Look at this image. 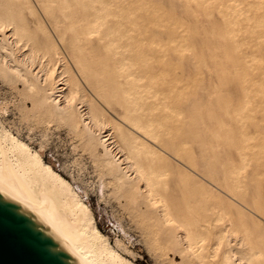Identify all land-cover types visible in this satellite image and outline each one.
Instances as JSON below:
<instances>
[{
  "label": "rangeland",
  "instance_id": "rangeland-1",
  "mask_svg": "<svg viewBox=\"0 0 264 264\" xmlns=\"http://www.w3.org/2000/svg\"><path fill=\"white\" fill-rule=\"evenodd\" d=\"M17 1L16 0L14 1V3L16 2V4L14 5L13 10L15 9V12L16 11L20 12L22 10L21 11L22 13H19V14H18V12H16V13L14 12V16H13L15 24L18 26L17 33H16V31H15V33H11L13 36H10L9 38L6 37L2 41V43H0V48L2 46L4 47V48L2 47L0 49V54H1L0 55V133L8 131L9 134L11 133L13 136L15 135V137H17L18 139L20 138L19 140L23 141L24 143H27V145L31 148L32 151H34V152L37 151L39 154L41 153L40 155L42 156L43 161L45 163L49 164L58 174H60L67 182H69L70 185L72 186V188L74 189V191L80 196L81 200L90 207L99 232L104 237L107 238L110 246L113 249L115 248L114 250L118 251V253H120L125 259L133 262L134 264H185L182 261V257L180 255V252H183V250H185V252H184L185 257L190 256V253L191 254H197V256H200V255L203 256L204 258L202 260V263H198V264H213V263L214 264H237L236 261L238 262V264H252V263L253 264H264V214H263L264 213V211H263L264 210L263 209L264 208V202H263L264 201L263 200L264 199V191H263L264 189H261L262 187H264V185H263V183H264V156H263L264 155V130H263L264 129V117H263L264 114L262 112V111H264V98H263L264 97V69H263L264 66L263 67L261 66V65H263V62H264V58H263L264 57V53H263L264 52V46H263L264 41H262V38L264 37V30H263V28H264V25H263V23H264L263 22L264 21V17H263L264 16V13H263L264 12V8H263L264 0H255V1H253V0H251V1L250 0H244V1L243 0H227V1L226 0H199V1H201L200 2L201 4L197 0H192V2H191V0H188V1L187 0H177V1L171 0L172 2L171 1L168 2V0H166L165 2H168V3H164L163 2L164 0H162V1L160 0L161 3L159 2V0L158 1L155 0V2L157 4H155V2H153L154 0H151L152 2L150 0H143L144 2L142 0H137V1L136 0H132V1L131 0L130 1H128V0H117L116 1L115 0L116 3L114 2V4L110 0H94V3H93L94 9H92V11L90 10L89 6L87 5V4H89V2L91 0H89L88 2L84 1V0H80V1L75 0L76 2L73 0H67L64 3H63V0H60L61 4L63 3L62 4L63 8L64 7L65 8L63 9L60 6L61 4L59 3L57 9H55V7H53V10L50 9L49 14L44 13L45 12L44 9L40 10L42 8V6L40 5L41 4L40 1L37 2V0H34V1H36V3H34L32 0H24V1L23 0H17ZM27 1L29 4L27 3ZM112 1H114V0H112ZM119 1L121 2V4H119L120 3ZM185 1H187V2H185ZM189 1L191 3H189ZM235 1H236V3H235ZM21 2H22V4H21ZM95 2H97L96 5H95ZM139 2L141 3L140 5H139ZM150 2L152 4H154L155 6H158V7L155 8V6H153ZM176 2H178V5L180 7L179 6L177 7ZM23 3L24 4L26 3L28 5L25 6ZM30 3H31V5H30ZM66 3H68V4H66ZM75 3H76V7L74 10L76 11L78 9V14H76L77 12L75 13L74 11L71 12L75 6L74 5ZM98 3L101 4L100 8H99ZM102 3L104 6L102 5ZM128 3H130V4H128ZM172 3H175V6L177 7V9L178 8L179 9L178 10L176 8H175L176 10L173 9L172 6L173 7H175V6ZM224 3H225V6H224ZM245 3H248V4L246 5ZM257 3H258V5L259 4H261V5L258 6ZM19 4H20V7H18ZM37 4L39 5L38 6L39 10L36 9V11H35V8H37V6H36ZM64 4H66V6L68 5L67 8ZM77 4H78V6H77ZM82 4L85 5L84 8H83ZM116 4H118V7ZM135 4H136V6H138L137 8H135ZM158 4H160V5H158ZM167 4L168 5L170 4L171 7L168 6ZM192 4L193 5L195 4L196 7L195 6L193 7ZM213 4L217 5L216 9H215ZM254 4H256V5H254ZM29 5H30V8H28L29 10L27 9L29 13H27L26 8L29 7ZM34 5H35V8H34ZM114 5H116V7ZM143 5L145 7V10L143 9L144 8ZM146 5L150 6V8H149L150 11L148 9V6H146ZM161 5H163V6H161ZM183 5L185 7H183ZM241 5L243 6V8ZM164 6L165 7L167 6V8L170 11L167 12L168 9L165 8ZM187 6H190V7L192 6L195 10L192 8H190V9L188 8L189 11L186 10L185 11L186 14H185L183 11H184V8L187 9L186 8ZM231 6H233V8ZM251 6H253V7H251ZM22 7L23 8L26 7V8L23 9ZM60 7L63 10H65V12L69 8L68 13H65L61 9L59 10ZM86 7H88L87 8L88 10H90V11H87L89 13L86 12ZM101 7L103 9H105V12L103 10L99 11L102 9ZM130 7H132L133 9H131ZM151 7H152V9H151ZM202 7H203V9H202ZM221 7H224V9ZM115 8H116V10H115ZM117 8L119 10H122L123 12L121 11V13H119ZM153 8H155L156 10L159 9V10H157L158 12ZM220 8H221V10H220ZM225 8H226V10H225ZM81 9H83V11ZM110 9H111V11H110ZM163 9L165 11H163ZM222 9L224 11H222ZM251 9H253V11ZM37 10L39 12L43 11V13L45 15L44 14L42 15V13L40 14L39 12H38L39 13L38 14ZM181 10H182V12H181ZM191 10H192V12H191ZM213 10H215V12ZM54 11H55V13H54ZM56 11H58L57 14H56ZM79 11H80V13H79ZM145 11L148 13L150 12V14L146 13ZM179 11H180V14H179ZM187 11L189 12V16H188ZM195 11L197 12V16H194L196 14ZM231 11H232V13H231ZM23 12H24V14H23ZM25 12L27 13V15H26L27 17H25ZM59 12H62L63 16L61 13L59 14ZM92 12H94L95 15L92 14ZM253 12H254V14H253ZM256 12H257V15H256ZM73 13H75V14L73 15ZM143 13H144V17H143L144 20L141 21V19H143V18H141L143 16ZM172 13H175L176 15L173 14L174 16H172ZM193 13H195V14L193 15ZM202 13H203V17H202ZM46 14H48V17ZM85 14H86V18L92 19V15H94V17L97 15V18L99 19V23L94 28V30H97L98 32L94 33V34H90L89 36H86V37L83 35L86 21L81 22V18L83 19ZM146 14H148V15H146ZM154 14L155 15L157 14V16H155V18L153 17ZM158 14L161 16H159ZM163 14H165V15H163ZM181 14H183L185 16L183 17ZM262 14H263V16H262ZM16 15H17V17H16ZM22 15H24V16H22ZM71 15H72V18L69 17ZM80 15H82V17ZM90 15H91V17H90ZM134 15H136V18L134 17ZM145 15H146V17H145ZM177 15H179V16H177ZM180 15L182 16V18L185 21H183L181 19ZM28 16H31V17H28ZM42 16H44V18ZM166 16H167V18L170 16L169 18L172 19L173 23H171L170 22L171 19H169V18L167 19ZM187 16L190 17V19ZM256 16H258V17L256 18ZM53 17L55 19H57V18L59 19V24H58L59 26L55 27ZM59 17H61V18H59ZM63 17H65V20ZM73 17L75 18V20L73 19ZM115 17L117 18V20H114V19H116ZM148 17L151 18V19H149V21L147 19ZM157 17H159V20L157 19ZM185 17H186V19H188L187 21H186ZM200 17H201V20H200ZM209 17H212V20L210 22L211 25H210V23H207V22H209V20H208ZM224 17H226V18H224ZM241 17H243V18L241 19ZM248 17H249V20H248ZM19 18H20V20H23V21L20 22ZM25 18H27V19L25 20ZM37 18H38V22L40 24L42 23L41 25L38 22H36ZM62 18H63V20H60ZM66 18H68V19H66ZM192 18H196L193 20L194 24L196 23L195 25L192 23ZM34 19L36 21H34ZM43 19H45V20H43ZM69 19H70V22H69L70 24L68 23ZM100 19H102V20H100ZM111 19L113 21H111ZM161 19H163V21H161ZM209 19H211V18H209ZM235 19H237V20H235ZM246 19H247V21H246ZM48 20L49 21L52 20L51 22H53V23H51V25H49L50 22ZM76 20H77V24L72 23V22L76 23ZM124 20H126V22H128V23H126ZM173 20L175 21V23ZM206 20H208V21L205 22ZM216 20H217V22H216ZM220 20H221V22L226 20L225 21L226 23H221ZM256 20H257V22H256ZM66 21H67V23H66ZM159 21H161V24H163V23L164 24L161 25ZM62 22L65 23L64 27H63L64 24ZM112 22H115V23H112ZM117 22H118V24H117ZM165 22L170 23V24L166 23L167 24L166 25ZM186 22H187L188 26H186V24H185ZM204 22H205V24H204ZM252 22L256 23V26L254 23L251 24ZM47 23H48L49 27L47 26ZM82 23H83V28H82ZM119 23L121 25H119ZM147 23L149 25H147ZM158 23H159V25H156ZM190 23H192V24H190ZM197 23H199L200 25ZM212 23H214V24H212ZM242 23H244V24H242ZM249 23H250V25H249ZM52 24H53V26H52ZM67 24L72 25L71 27L70 26L69 27L73 28L72 29L73 32L71 29L70 30L68 29V26H67V28H65ZM78 24H79V26H78ZM88 24H89V22H88ZM108 24L110 26H108ZM128 24H129V26H128ZM179 24H180V27H178ZM208 24L210 26H208ZM233 24H234V26L232 27ZM42 25H44V27H42ZM60 25H62V26H60ZM73 25H75V27ZM115 25H117L118 27L116 26L117 27L116 28ZM168 25H170L171 28H169L170 26L167 27ZM198 25H199V27H198ZM222 25H223V27H222ZM33 26H34V28H33ZM77 26L79 27L80 30L78 29ZM104 26H105V28H104ZM106 26H107V28H106ZM132 26H134L135 28ZM149 26H150V28H148ZM173 26L176 27L177 31H175L176 29ZM203 26L205 27V29L208 28L207 29L208 34H207L206 30H204ZM219 26L222 28H220ZM23 27H27V29L25 30ZM61 27H63V29ZM76 27L79 31L75 29ZM102 27L104 30L102 29ZM122 27H123V29H122ZM142 27H144V28H142ZM160 27H161V29H160ZM181 27H183L182 28L183 30L181 29ZM209 27L212 31L213 30L214 31L213 32L210 31ZM237 27H238V29H234ZM52 28H53V30H52ZM54 28L56 30H54ZM81 28H82V30H81ZM112 28L115 31L111 30ZM133 28H134V30H133ZM188 28H189V30H188ZM197 28H199L200 31L195 30ZM231 28H233V29L231 30ZM246 28H247V30H246ZM259 28H261L263 31ZM33 29H34V31L32 32ZM38 29H39L38 34H36L37 33L36 30H38ZM108 29L110 30V32ZM124 29H125V32L123 31ZM167 29L171 30V34H169L170 30L168 31ZM172 29H174V30H172ZM191 29L196 31L195 34ZM220 29H222V30H220ZM51 30L56 31V32H53L54 35L52 34ZM62 30H63V32H64V30H67V31H65V36H63L64 34H63ZM157 30H159V31H157ZM161 30H163V32ZM185 30L187 32H185ZM219 30L221 31V33ZM236 30L239 33L236 32ZM249 30H250V32H249ZM255 30H259V31H255ZM45 31H46V33H45ZM75 31H76V33H75ZM128 31H130V33ZM179 31L181 32L180 33L181 35L179 33L176 35V33ZM190 31H192V32H190ZM198 31L201 33L200 36H202V35H204V36L199 37ZM222 31H223V33H224V31L225 32L227 31L225 34V37L224 36L220 37L223 34ZM60 32L63 34L62 35L63 37L58 36L61 34ZM80 32H82V33L79 34ZM115 32H117V35H114V34H116ZM189 32L192 33L193 35H191ZM240 32L243 35H241ZM22 33H23V35H22ZM33 33H35V36L36 35L37 36L35 37ZM49 33L51 34V37H50ZM163 33H164V35H163ZM183 33L185 36L183 35ZM213 33H214V35H213ZM216 33L220 34L219 37ZM254 33L256 35H254ZM31 34L33 35V39H32ZM56 34H57V36H56ZM66 34L68 36H66ZM86 34L87 33L85 32V35ZM105 34L107 37L105 36ZM143 34H145V35L143 36ZM158 34H160V35H158ZM245 34H247V35H245ZM252 34H253V36H251ZM70 35H71V37L73 36L72 38H74V39H72L70 37ZM79 35L80 36L82 35L81 37H83V39L78 38ZM110 35H111V38H110ZM138 35L139 36L142 35L141 36L142 38L139 37ZM155 35L156 36L158 35V37L156 38ZM167 35H168V38L166 37ZM227 35L232 36V38L229 36L230 38L227 39V37H228ZM249 35H250V38H249ZM43 36L48 38L47 42H46L47 39H45ZM108 36H109V38H108ZM128 36H129V38H127ZM147 36L148 37L150 36V38L151 37L152 38L148 39ZM153 36H155V37H153ZM194 36H197V37H194ZM205 36H207V37H205ZM64 37H66L67 39ZM69 37L71 38V40H74L79 45L77 46L76 45L77 43L75 44L74 41H71L72 44L69 43L70 42ZM75 37H76L77 41H76ZM131 37H133L132 38L133 44L130 40ZM189 37H191L193 39L194 43L190 42V41H192V39ZM55 38H57V39H55ZM61 38H62V40H61ZM106 38L108 41L106 40ZM137 38H138V40H137ZM182 38H185L184 41ZM195 38H196V40H195ZM31 39L35 40V41L33 42ZM39 39L41 40V43H40V41H38ZM54 39L56 40V43H55ZM113 39H114V41L112 42ZM158 39L160 42L158 41ZM187 39L189 40V43H188ZM211 39L214 41V43ZM224 39H226V40L230 39L229 42H231L233 40L231 42L232 45H231V43H229L228 41H226ZM257 39H258V41H256ZM63 40H64V42H61ZM65 40H69V42H67ZM95 40L98 41L97 46L95 45V43H96ZM127 40H128V42H127ZM148 40H150V41H148ZM162 40H164V41L166 40L167 44H166V41L161 44ZM223 40L225 43L221 42ZM10 41H11V43H10ZM31 41H32V43H31ZM49 41L51 44L53 43L54 46L51 44H50L51 46H49V44H48ZM103 41H104V44H103ZM152 41H153V43H152ZM35 42H38V43L36 44ZM65 42L67 44L69 43L71 46L67 45ZM79 42L80 43L82 42V43L80 44ZM108 42H109V44L112 43L113 46L109 45ZM124 42H127V43L124 44ZM143 42H146V44L148 46ZM148 42H150V43H148ZM184 42H186V43H184ZM3 43H5V44H3ZM21 43H23V45ZM63 43L65 44V47H64ZM136 43L139 44L140 47L138 45H136ZM141 43L143 44L144 47H142ZM199 43H200L199 46H201V47L198 48ZM233 43H234V45H233ZM88 44H90V45H88ZM150 44L151 45L153 44V45L151 46ZM218 44L222 45L223 47L219 46ZM226 44L227 45L229 44V46L231 45L233 47V50L229 49L231 46L227 47ZM250 44L252 45V47L250 46ZM47 45H48V47H47ZM57 45H58V47H56ZM84 45H85V48L87 50L84 49V47H83ZM102 45H104V46H102ZM105 45L109 47V52L111 53V54H109L110 56L108 55L109 57L106 55L107 52L105 50V48H106ZM133 45H136V46L133 47ZM155 45H157V47ZM190 45H191V47H190ZM205 45H206V47H208L209 45L212 47L214 46V48H212V47L206 48L205 47V49H204V47H202V46H205ZM245 45H247V46H245ZM131 46H132V48H131ZM192 46H194L195 49H197V50H195ZM249 46L253 49H255L256 46L257 47L255 50L252 49V51H251V48ZM23 47H24V49H23ZM72 47H74L76 50L75 53L78 56L77 59L81 60L82 64L85 67H86V65L88 67L89 66L91 67V68L86 67V69H88V70H91L92 67H95V68H93V70L96 69L97 62L101 65L102 61L104 62V57H105L106 61H107V58H109V59L113 60L112 62H115L117 60L116 62H119V63L125 62L127 65L131 64L132 68H134V66H135L134 71H133V69L131 71L134 75H136L137 71H139L138 73H141L140 70L141 69L145 70V68H146L145 71H147V72H146V76L145 75L144 76L145 77L153 76L152 78L156 79L157 88L159 90H161V88H163V85L168 83L169 78H170L169 85L175 84L173 86L174 87V93L173 94H175L174 98H173V94L171 96L167 92H166L167 94L164 92L165 98L163 97L164 93H163V95L160 93L157 97H155L156 100H154V98H152L153 100H151L150 95L148 97H144L146 95L143 96V105L145 107V112L150 113L148 111L150 109H155L158 111V112L154 111L153 116L150 115L151 113L148 115H150V117L152 119H154V117H155V119H154L155 126L153 128L157 132H159V134H162L160 136L161 137L160 143H162V146H164V148L161 146V144L157 143V146L162 148V150L160 148H158V150H157L156 148H152L151 146H148L149 148H147L146 144H144L141 140H139L135 136V134H133V132L131 130H129V128H127L125 126L126 129L125 128L123 129L124 125L120 126L118 124L117 121L121 117H120V115L117 117V115L119 114V109H117V108H120L119 106L115 107V105H117V104L114 103V104H112L113 106L112 105L108 106L107 104L100 102L101 100L97 96L95 97V99H93V97L95 96L96 93L93 90V88L87 84V82L85 85V81L83 80V78L80 79L82 77L81 76L82 74L78 75V73H80V71H79L76 63L74 64V62H76L77 59L74 60V58H73V55L71 52ZM82 47H83L84 51H83ZM153 47H155V48H153ZM164 47H166V49H164ZM221 47H222V49H220ZM101 48L103 49V51L100 52ZM114 48H115V51H114ZM157 48L160 52H157L158 50L157 51L154 50ZM167 48H170L169 50L172 49L174 51L170 52ZM217 48H219L218 51L216 50ZM223 48H224V50H223ZM225 48H227V50L228 49L229 50L227 52H225L226 51ZM44 49H45V53H44ZM123 49L125 52L123 51ZM147 49L149 51H146ZM206 49H208V50H206ZM209 49H211V50H209ZM1 50H2V52H1ZM110 50H112V52ZM133 50L136 54H139L141 56L140 57L139 55H137V58L139 56V59H137V60L141 59L140 62L139 61L137 62V60H135L136 55H135V53H133ZM138 50L139 51L144 50V51H143V53L140 52L141 53L140 54V53H138ZM161 50H162V52H161ZM28 51H29V55H28ZM46 51H49V55L52 52H54V54H51L48 58V55H47L48 52L46 53ZM87 51H89L91 54H89ZM94 51H95V53H94ZM129 51L132 53L130 54ZM184 51H185L186 55H183ZM190 51H192V52H190ZM201 51H204V52H201ZM207 51L208 52L212 51V53L207 54ZM223 51L227 55H230V56L233 55L232 53H234L235 56H231L228 58V57H226L227 55ZM234 51H236V52H234ZM39 52H40V54H39ZM41 52H42V54H41ZM66 52L68 54L69 53H71V54L65 55ZM127 52H129V53H127ZM178 52H179V54H178ZM198 52H201V53H198ZM255 52H257V54ZM33 53L36 54L37 57H35V55ZM96 53H97L99 59H97L98 57L95 56ZM125 53H127V54H125ZM148 53H150V55ZM157 53H159L160 55L159 54L157 55ZM196 53H198V54H196ZM24 54H26V55H24ZM78 54H80L81 57H79ZM260 54H262L263 57ZM63 55H65V58L67 57V59H64ZM134 55H135V57H134ZM142 55H144V59H143ZM187 55H188V57H187ZM199 55L201 57H203V58H201V60H200ZM258 55H260V59L258 58L259 57ZM122 56L124 58H122ZM167 56H169V57H167ZM185 56H186V58H185ZM198 56H199V59H197ZM210 56H211V58H209ZM213 56H215V57L213 58ZM218 56H221V57H218ZM34 57L36 59H34ZM92 57H95L97 59V62ZM102 57H103V60L101 59ZM119 57H120V60H118ZM189 57L190 58L193 57V58H191V60H193V61H191L189 59ZM195 57L197 60L195 59ZM22 58H24V59H22ZM68 58H69V60H68ZM83 58L85 60H83ZM89 58L91 60H89ZM156 58H157V60L160 58L158 60L159 62H157ZM169 58H171L172 60ZM219 58L220 59L223 58V59H221L223 61H221ZM226 58H228V59H226ZM248 58H249V60H248ZM6 59H8V62ZM18 59L19 60L22 59V60L18 61ZM40 59H41V61H40ZM48 59H49V61H48ZM92 59L95 61H93ZM145 59H146V61L144 64H146V65H143L142 60H145ZM181 59H182L183 64H181ZM194 59L196 60V62H194L195 61ZM202 59H204V60H202ZM88 60L90 61L89 64H88ZM98 60L99 61L102 60V61L99 62ZM153 60H155V61H153ZM173 60L175 63L172 62ZM184 60H186L187 62L189 60L190 63L188 62L189 63L188 64L186 61L184 62ZM232 60L233 61L235 60V61L232 62ZM241 60L243 61V63ZM260 60H261V62H259ZM12 61H13V63H12ZM141 61H142V64H141ZM164 61L166 62V64L168 63V61L170 63H168V65H166ZM203 61H205L206 63ZM224 61L228 62L229 64L225 63ZM3 62H4V64H3ZM45 62L47 64H45ZM78 62H80V61H78ZM107 62H108V65H110L111 62H109V61H107ZM149 62H150V65H149ZM160 62H162V63L164 62L163 65L166 66V69L163 65H161L162 63L160 64L161 66H159ZM216 62H220L221 65H223V67L220 65V63H216ZM7 63H8V66H7ZM10 63L13 65V67H12V65H11V67L9 66ZM16 63H17V65H19L18 67H17V65H15ZM19 63H21V64H19ZM64 63H65V65H64ZM66 63H68V65H66ZM93 63L95 65L92 66L91 64H93ZM138 63H140L141 65ZM153 63H155V64H153ZM209 63H211L212 65ZM233 63H235V64L233 65ZM260 63H262V64H260ZM53 64H54V66H53ZM99 64L97 67H100ZM185 64H186L185 68L181 67V65L185 66ZM194 64L196 66H194ZM3 65H6V67ZM137 65H138V67H136ZM154 65H155V67H154ZM171 65H173L174 67H172ZM187 65H189V66L187 67ZM48 66L51 67V68H49V71L52 69L51 73L48 72ZM143 66H146V67L142 68ZM169 66L172 67V69ZM203 66H205V67L208 66L207 68H209V70L208 69L206 70V73H205V67H203ZM211 66H213V67L211 68ZM7 67H9V68H7ZM108 67L112 68L111 65ZM159 67H160V69H159ZM192 67H194V69ZM195 67H197V68H195ZM218 67H219V70L221 69V71H219V72H218ZM224 67H226L225 71L223 70ZM248 67H250V69ZM10 68H12V69L14 68V70H11ZM70 68H71V71L69 72ZM181 68L184 70H182ZM191 68L193 69L194 72L190 70ZM7 69H8V71H7ZM154 69L155 70L157 69L156 72ZM200 69H201V72H200ZM212 69H213V71H212ZM252 69H254V70H252ZM168 70H170L171 73ZM185 70H187V73L184 72ZM10 71H11V73H10ZM29 71L31 74L29 73ZM141 71H143V70H141ZM151 71H153V73H151ZM162 71H163V76H160ZM202 71L205 74H203ZM214 71L217 72L218 77H217L216 72H214ZM235 71H236V73L234 74ZM237 71H241V73L237 72ZM259 71H260V73H259ZM12 72H13V74H12ZM158 72H160V73H158ZM175 72H176V74H175ZM181 72L184 73V74L182 73V76L180 75ZM192 72H193V76L191 75ZM207 72H209L210 74H208ZM230 72H231V75H233V74L234 75L231 76ZM166 73H167L168 77L165 76ZM224 73H228V74H224ZM251 73L254 75L252 76ZM22 74H23V76H22ZM75 74L78 77H80V76L81 77L78 78ZM156 74H157L158 79L156 78ZM174 74H175V76H174ZM236 74H238V75H236ZM19 75L21 77H23V78H21V80L19 79L20 78ZM211 75L212 76L216 75L215 79ZM221 75L224 77L222 78ZM248 75H249L250 79H249ZM100 76L104 77V76H102V74ZM164 76H165V78H164ZM190 76H192V77H190ZM206 76H208V78ZM228 76H229V78H228ZM256 76H257V78H256ZM187 77H189V80H193L194 82L191 81V83H189V85H188L189 80H187L188 79ZM238 77H240V78H238ZM24 78L26 79L25 80L26 82L24 81ZM218 78H220V79H218ZM222 79H224V80H222ZM230 79H232V80H230ZM28 80H29V83H28ZM82 80L84 81V83ZM234 80H235V82H234ZM63 81L65 83H63ZM70 81H71V84L73 83V84H75V86L71 85V88L69 90L73 93V95L71 97V100L70 99L67 100V99H65V97H66L65 93H64V95H63V93L61 95L59 93V90L63 86H64V88H67L66 82H70ZM74 81H76V83H74ZM165 81H167V82H165ZM211 81L215 82L216 84L213 82L211 83ZM23 82H25V83H23ZM192 82L195 85H192ZM222 82H223V84H222ZM229 82H231V83H229ZM253 82H254V84H253ZM145 83H147V81H145ZM208 83H210V86ZM238 83L240 84V90H242V91H240L238 89L239 88ZM255 83H257V84H255ZM197 84L198 85L200 84V85L198 86ZM226 84H228V85H226ZM243 84H244V86H243ZM245 84H247L246 85L247 87L245 86ZM144 85H146V84H144ZM185 85H186V87H185ZM207 85H208V87H207ZM24 86H26L28 89H26ZM218 86H219V88H217ZM79 87H81V88H79ZM86 87H88L87 88L88 91H87V89H85ZM165 87H166V85H165ZM165 87L163 89H165ZM175 87H176V89H175ZM222 87L225 89L229 88L228 90H230V91L228 92L227 89H226V91H224L225 89H223ZM231 87H233L236 92L234 90H232L233 88H231ZM236 87H237V90L235 89ZM242 87H243V89H242ZM78 88L80 90H82L83 92L81 91V93H79L80 90ZM187 88H189V89H187ZM220 88H222V89H220ZM244 88H245V90H244ZM190 89L191 90L193 89V90L191 91ZM201 89H202V91L203 90L205 91V89H207V92H204L205 93L204 94L202 91H200ZM49 90H51V92ZM182 91H184L185 94ZM185 91L188 93H186ZM214 91H218V92H215V95H217V93L220 94V92L224 93L225 95L223 94V97H222V93H221L220 95H218V98H217V96H214ZM64 92H66V90ZM227 92H228V94H231V93L232 94L230 96H228L226 94ZM240 92H242V94ZM92 93H93V95H92ZM200 93L202 94L203 98L201 97ZM237 93H239V94H237ZM250 93H252V94L250 95ZM183 94H184V96H183ZM206 94H208V95H206ZM234 94L237 96H234ZM261 94H263V95L261 96ZM87 95L91 96L92 99H88L87 97H85ZM188 96L191 97L192 99L188 98ZM158 97L159 98L161 97L160 99H161V102H163V103L160 102V99L158 101ZM183 97H184V100H182ZM211 97H215V98L212 99ZM224 97H226V98H224ZM231 97H233L234 100ZM256 97H258L257 101H256ZM144 98H145V100H144ZM205 98H206V100H205ZM240 98H242L243 100ZM167 99H168V103L166 102ZM175 99H177V100H175ZM188 99H189V101H188ZM223 99L225 102L223 101ZM61 100L63 101L64 105L62 104ZM87 100H88V102H87ZM97 100H98V103H97ZM209 100H211V101H209ZM220 100L222 103L219 102ZM54 101H56V102H54ZM73 101H74V103H73ZM156 101H157V103H156ZM174 101H175V103H174ZM171 102L174 103V105L176 103H178V104H176L174 106ZM188 102L190 103V108L188 107L189 106ZM230 102H232L233 104L231 103V105H230ZM234 102H235L236 108H235ZM57 103H58V105H57ZM96 103H97V105H96ZM99 103H101V104H99ZM147 103L149 105H147ZM183 103L186 104L184 106L188 107L189 111L187 110V108L183 107ZM216 103L218 104V106L220 105L219 109H218ZM159 104H163V107L164 106L168 107L167 111L163 112L162 111L163 107L161 109H159L158 108ZM195 104H196L197 109L199 108L198 110L200 112H198V110H196ZM204 104H205V106H204ZM225 104H226V106H225L226 109L223 106ZM239 104H244V105L241 106ZM61 105H63L64 107ZM105 105L107 107H105ZM170 105H173V106H171L173 108H171V107L169 108ZM221 105L223 108L221 107ZM238 105H239V107H238ZM201 106H202V111L200 110ZM58 107H59V109H58ZM86 107H87V109H86ZM110 107L113 108V110H111ZM209 107H211V110L209 109ZM227 108H229V111ZM173 109H175V110L179 109L181 112H179V110L176 112ZM220 109H221V111H220ZM231 109L233 112H231ZM239 109H241V110H239ZM84 110L86 112H88L89 110L90 111L93 110L91 112H93V115L95 114V116H96L95 121H94V119L90 120V118L88 116L89 114L88 113L86 114V112ZM109 110H110V112L108 114ZM185 110H186V114H184ZM193 110L195 111V115L198 114L197 115L198 117L196 116L198 118V121H197V119H196V121H193L196 118V117L194 118L195 115H193L194 114ZM236 110H237V112H236ZM160 111H161V115H160ZM218 111H219V114H218ZM259 111H261V112H259ZM112 112L114 115L112 114ZM116 112H117V114H116ZM175 112L177 114V118L174 117V115L176 116ZM207 112L209 114V117H208ZM215 112H216V114H215ZM220 112H221V116H218V118H217L216 116L220 115ZM156 114H159V116L157 117ZM181 114H182V116L183 115L184 116L182 117ZM187 114H190L191 116L187 115ZM205 114H206V116H205ZM230 114H233V118H232V116L230 117ZM100 115H101V117H100ZM199 115L201 118H199ZM202 115H204V117H202ZM80 116H83V117H80ZM168 116H169V118H168ZM187 116H188V118H187ZM189 116H190V118H189ZM192 116H193V120H190L192 118ZM258 116H259V118H257ZM112 117L114 118V121L116 119L117 120L115 122H113ZM205 117H208L207 121H206L207 118H205ZM225 117H227L226 118L227 120L225 119ZM174 118H176V120ZM221 118H224L226 122L222 121ZM228 118L230 119L229 121H228ZM256 118H257V120H256ZM80 119L82 121H80ZM103 119H104V121H103ZM158 119H159V121H158ZM181 119H183V120H181ZM199 119H201V120H199ZM215 119H216V121H215ZM258 119H259V121H258ZM218 120H220V122ZM168 121H170V122H168ZM86 122H87V124H86ZM188 122H189V124H188ZM193 122L194 123L196 122L195 123L196 126ZM197 122H198V125H197ZM222 122H225V123H222ZM233 122L235 124H237L236 125L237 127L234 125ZM257 122H258V124H257ZM183 123L184 124L186 123L185 125H187V126L189 125V126L185 127V125ZM226 123H227V125L223 126ZM260 123H261V125H260ZM156 124H157V126H156ZM172 124H173V126H172ZM190 124H192V126H194V127H192V130L197 131L199 129V131L202 130L201 131L202 133H200L199 131H197L198 133H196V132H193L192 130H190L191 129ZM199 124H201V125H199ZM202 124H205V125H202ZM207 124L209 125V128H206V127H208ZM214 124L216 125L217 128L215 127ZM217 124L220 127L223 124L222 128H220V131L222 130L221 132H219V128H218L219 126H217ZM116 125H118V127H117L118 129L115 128ZM179 125H182V126H179ZM231 125L233 126L232 128L234 130L232 128H229V127H231ZM247 125H249V127ZM251 125H254V127ZM100 126H103V127H100ZM211 126H213V128L211 130H214V131L210 130ZM227 126H229V127H227ZM255 126L256 127L258 126V127L256 128ZM183 127H185V129ZM202 127H204V128H202ZM224 127H227V128H224ZM186 128L187 129L189 128L188 130L191 132H189ZM193 128H195V129H193ZM196 128H197V130H196ZM259 128H261V129H259ZM161 129H162V131H161ZM205 129L207 131H205ZM226 129H227V131L230 130L231 132L230 131L227 132ZM248 129L250 130V132L248 131ZM254 129L256 130V132H254ZM118 130L120 132V135H118V133H117ZM175 130H176L177 134H176ZM251 130H253V131L251 132ZM260 130H261V132H258ZM185 131H187L188 136H187V133ZM203 131L206 135H204ZM215 131H217L216 132L217 134L220 133L218 136L219 138L217 137V134L215 133ZM223 132L224 133L227 132V134H225V137H222L223 135L221 136V134H224ZM199 133L201 134L200 137H202L204 135L203 139L202 138L201 139L195 138L196 136L199 137L197 135ZM250 133H252V134H250ZM127 134H129L131 136H129ZM168 135H169V139L166 138V137H168ZM170 135H171V137H170ZM176 135H178V137ZM214 135H216V136H214ZM233 135L235 138L232 137ZM104 136H105V138H104ZM122 136L124 139L123 141L121 139ZM162 136H163V138H162ZM186 136L187 137L191 136L190 137L191 142H190V139L188 140V138H186ZM205 136H206L207 140H205L206 139ZM250 136H253V139ZM129 137H130V139H129ZM176 137L178 139H176ZM214 137H215V139H214ZM107 138L109 140L105 141L103 144V141ZM133 138H134V140H133ZM227 138H229V139L227 140ZM102 139H103V141H102ZM162 139H163V141H162ZM194 139H195V141H194ZM197 139H199L198 140L199 143L196 142ZM220 139H222V140H220ZM224 139L228 142L231 140L232 143L230 144V142H229L230 146H229L228 142L226 143V141ZM232 139L233 140L235 139V140L233 141ZM167 140L172 141L171 145L168 143ZM204 140H205V143H204ZM210 140H212V143ZM217 140H219V141H217ZM250 140H252V141H250ZM171 141H169V142H171ZM200 141H201V143H200ZM256 141H258V142H256ZM124 142H126V147L124 145L125 144ZM214 142H216L218 145L215 144ZM219 142L223 143V145H225V146H223L222 144L220 145ZM253 142L254 143L256 142V143L254 144ZM189 143H190L191 148H190V146H188ZM239 143H241V144H239ZM127 144H128V146H127ZM167 144H168V146H166ZM179 144L184 145V147L181 145L183 147V149L187 147L185 150H186V153L189 154V156H187L185 154L186 156L180 157L181 158L180 160H179V156H177L175 153L178 151L177 150L178 148H181V146H179ZM197 144L198 145L202 144L201 147H203L204 144L205 145L208 144V148H207V146L204 145L205 149H203V150L201 149L200 152H202V153L200 154L199 153L200 146H198ZM196 145L198 146V148H197L198 154H200L201 156L198 154H195L197 152L196 150L193 151L194 148L197 147ZM211 145H213V147H211ZM226 145L228 148L226 147ZM233 145H234V147H233ZM130 146H132V147L129 148ZM175 146L176 147L178 146V148H176ZM221 146H222V148H221ZM231 146L234 149L233 151L231 149ZM165 147L168 150H166ZM206 148H207V152H206ZM212 148H214V150L216 149L215 152H213L214 150ZM218 148L221 150H219ZM104 149H105V151H104ZM131 149H132V151H131ZM150 150H152V153L150 152ZM154 150H156V151H154ZM181 150H182V148H181ZM227 150H229L228 151L229 155L227 153ZM247 150H248V152H247ZM107 151H109L108 155H107ZM168 151L169 152L172 151L171 154ZM129 152L132 154V155H130V157L128 155V154H130ZM183 152H184V150H183ZM190 152H191V154H190ZM193 152H195V153H193ZM221 152L225 156L220 154ZM230 152H232V154ZM125 153H126V155H125ZM161 153H166V154L165 155L162 154L163 155L162 156ZM207 153L210 154V156L206 155ZM249 153H250V155H249ZM213 154H214V156H213ZM233 154H234V159L231 158L233 156ZM174 155H176V156H174ZM230 155H232V156H230ZM237 155H238V159L240 158V161H241L240 167L238 166L239 161H237V159H236L237 157L235 158V156H237ZM121 156H123V157H121ZM160 156H162V158ZM164 156H166V157H164ZM194 156H196L197 158H194ZM200 157H202V158L200 160H198V158H200ZM228 157H230L231 159H229ZM164 158H167V159H164ZM175 158H176L178 164L176 163ZM192 158H194V160L196 159L197 165L195 164L196 162L194 160H191ZM212 158H213V160H212ZM222 158H223V160H222ZM117 159L122 160L121 163L123 165L121 166V168H124V166H125V169H123L122 171H119L120 165L118 164L119 160L117 161ZM125 159H127V162ZM128 159L131 161V164H130V161L128 162ZM137 159H141V161L139 162V160H137ZM182 159H184L185 161L183 160L184 161L183 162ZM123 160H125V161H123ZM162 160L165 161L166 163L164 162L165 163L164 164ZM186 160H187V162H186ZM173 161L175 163H173ZM179 161H182V162H179ZM231 161H232V163H231ZM234 161H235V163H234ZM123 162H125V163H123ZM198 162H200V164H202L200 166H202V168L204 169V172L206 171V169H207L206 172H208V170H209L208 174L205 172L206 173V179L204 176V172L202 171L203 169H201V167L198 166L199 165ZM220 162H222L221 166H220ZM236 162L238 163V165ZM179 163H182V164L179 165ZM211 163H212V165H211ZM136 164L138 167H140V169L143 173L142 175L144 178H141V176H140L138 179V177L135 175V172H134L135 169L133 170V168H135ZM168 164H170V166ZM252 164H254V165H252ZM258 164H260L261 166ZM143 165H144V167H142ZM176 165H177V168H176ZM207 165L209 166V168L211 166V168L210 169L207 168ZM217 165H218V168L220 167L219 169L216 168ZM171 167H172V169H171ZM190 169H192V170H190ZM250 169H252V170L250 171ZM197 170L202 171V172L199 171L202 174H199V172ZM210 170H212V172ZM158 171H159V173H158ZM259 171H261V172H259ZM194 172H195V174H194ZM165 173H167V174H165ZM248 173H250V174H248ZM209 174H211V175H209ZM157 175H158V178L155 177ZM128 177L129 178L135 177L136 179L133 181H128L129 180ZM195 178H197V179H195ZM199 178H200V180H199ZM222 178H224V179L222 180ZM247 178H249V179H247ZM257 178H258V180H257ZM260 178L262 180V184H260L261 183ZM155 179H156V181H155ZM217 179H219V180H217ZM208 180L209 181L213 180L212 183L210 182L212 185L208 182ZM147 182L149 183V188H148L149 190L144 189V186L147 184ZM203 182H205V183H203ZM225 183H227V187L225 186ZM151 184H152V186H151ZM229 184L231 185V187L229 186ZM247 184L248 185L250 184V186L247 187ZM233 185H234V187H233ZM137 186L143 187L142 190L140 191V189H137ZM260 186H262V187L260 188ZM252 187H254V188L252 189ZM257 187H259L260 189ZM219 188H220V190H219ZM227 188L228 189L235 188V191H234L235 194L232 193L233 194L232 197L227 194L228 193V192H226ZM255 188H257V189H255ZM236 189L238 190V192ZM221 190H222V192H221ZM249 190L250 191L252 190L250 195L252 193H254L256 195L259 193L258 196L252 194L254 196V198L252 197L253 199L251 200L252 195L247 196L249 194V192H248ZM253 190H255L256 192ZM134 191H136V192H134ZM219 192H220V194H219ZM145 194H146V196H145ZM155 194H157V195H155ZM217 194L221 195V198H219L220 196L218 197ZM151 195L156 197V198L152 197ZM235 195H237V197H235ZM259 196H260V198H259ZM228 197L229 198L231 197V199H229ZM153 198H154V201H153ZM157 198L159 199V203L157 201H155V200H157ZM239 198H240V200H239ZM246 198H248V199H246ZM232 199L234 200V202ZM245 199L248 201H246ZM228 200H230V202ZM248 202H249V204H248ZM252 202H253V205H255V206L252 205L253 208L251 207ZM237 203H239V205ZM163 205H164V207H163ZM261 205H263V206H261ZM243 206H244V209H243ZM248 206L251 207V209L247 208ZM254 207H255V209H254ZM258 208H259V210H261L263 212H259V210H257ZM235 209H237L238 212H236ZM248 209L250 210V212ZM244 210H245V212H244ZM252 210H254V211H252ZM246 213L250 216H248ZM255 214H257V215H255ZM168 219H170V220H168ZM166 221H167V223H166ZM190 239H191V241H190ZM199 239L200 240L202 239L203 241L200 242ZM235 240L237 241V243L240 242V243H238V246L236 245L237 243L235 242ZM182 241H183V243H182ZM198 242H199V244H198ZM186 243H188L187 247L185 246ZM215 244H217V246H219V247H217L218 249L216 248ZM196 245L198 246L199 249L197 248ZM192 246H194V248ZM201 250H202V252H201ZM173 252H174V254H173ZM256 254H258V255H256ZM251 256L252 257L254 256L255 260H253L254 258H251ZM164 259L166 260V263L164 262L165 261ZM190 259H191V261H189L186 264H194V263L198 262L197 260L194 261V259H192V258H190Z\"/></svg>",
  "mask_w": 264,
  "mask_h": 264
},
{
  "label": "bare ground",
  "instance_id": "bare-ground-1",
  "mask_svg": "<svg viewBox=\"0 0 264 264\" xmlns=\"http://www.w3.org/2000/svg\"><path fill=\"white\" fill-rule=\"evenodd\" d=\"M14 1L15 0H0V43H2V41L7 37V38H9L10 36H13L11 33H15V31H16V33H17V28H18V26L15 24V22H14V19H13V16H14V12H15V9L13 10V7H14V5L16 4V2L14 3ZM17 1V0H16ZM24 1V0H23ZM34 3H36V1H34V0H32ZM40 1V5L42 6V8L40 9V10H43L44 9V13H48L49 14V12H50V9L51 10H53V7H55V9H57V7H58V4L60 3L61 4V1L60 0H37V2H39ZM67 0H63V3L64 2H66ZM73 1H75V0H73ZM80 1V0H79ZM78 1V2H79ZM84 1H89V0H84ZM111 2H113V4H114V2H115V0L114 1H112V0H110ZM117 1V0H116ZM128 1H130V0H128ZM132 1V0H131ZM137 1V0H136ZM143 1V0H142ZM141 1V2H142ZM151 1V0H150ZM156 1H158V0H156ZM162 1V0H161ZM161 1L159 0V2L161 3ZM166 0H164L163 2L164 3H168V2H170L171 0H168V2H165ZM177 1V0H176ZM188 1V0H187ZM187 1H185V2H187ZM197 1H199V0H197ZM227 1V0H226ZM244 1V0H243ZM251 1V0H250ZM253 1H255V0H253ZM18 2V1H17ZM76 2V1H75ZM83 2V1H82ZM81 2V3H82ZM120 2V1H119ZM144 2V1H143ZM152 2V1H151ZM150 2V3H151ZM153 2H155V0L153 1ZM158 2V3H159ZM172 2V1H171ZM174 2V1H173ZM180 2V1H179ZM191 2H192V0H191ZM190 1H189V3H191ZM201 1H199V3H200ZM231 2V1H230ZM259 2V1H258ZM262 2V1H261ZM27 3H28V1H27ZM62 3V4H63ZM69 3V2H68ZM68 3H66V4H68ZM72 3V2H71ZM94 0H91L90 2H89V4H87L88 6H89V8H90V10L92 11V9H94ZM96 3L97 2H95V5H96ZM116 3V2H115ZM146 3V2H145ZM177 3V7L179 6L178 5V2H176ZM182 3V2H181ZM188 3V4H189ZM196 3V2H195ZM208 3V2H207ZM234 3V2H233ZM235 3H236V1H235ZM263 3V2H262ZM21 4H22V2H21ZM24 4V3H23ZM29 4V3H28ZM28 4H24L25 6L26 5H28ZM62 4L60 5L62 8H63V6H62ZM66 4H64L65 6H66ZM70 4V3H69ZM99 4V3H98ZM112 4V3H111ZM112 4V5H113ZM119 4H121V2L119 3ZM125 4V3H124ZM128 4H130V3H128ZM132 4V3H131ZM138 4V3H137ZM141 3L139 2V5H140ZM152 4V3H151ZM150 4V5H151ZM155 4H157L156 2H155ZM171 4V3H170ZM168 5V6H170L171 7V5ZM172 4H174V6H175V3H172ZM201 4V3H200ZM204 4V3H203ZM217 4V3H216ZM229 4V3H228ZM246 5L248 4V3H245ZM30 5H31V3H30ZM30 5H29V7H25L26 8V11H27V13H29L28 12V8H30ZM75 6H74V8H73V10L71 11V12H77L76 14H78V9L75 11L74 9H75V7H76V3L74 4ZM83 5V4H82ZM102 5H103V3H102ZM117 5V7H118V4H116ZM116 5H114L115 7H116ZM126 5V4H125ZM153 6H155L154 4H152ZM158 5H160V4H158ZM193 5V4H192ZM199 5V4H198ZM214 5V4H213ZM233 5V4H232ZM254 5H256V4H254ZM257 5H258V3H257ZM259 5H261V4H259ZM258 5V6H259ZM263 5V4H262ZM37 6V8H35V5H34V8H35V11H36V9H38V4L36 5ZM68 6V5H67ZM67 6H66V8H67ZM70 6V5H69ZM77 6H78V4H77ZM100 6H101V4H99V8H100ZM104 6V5H103ZM122 6V5H121ZM131 6V5H130ZM146 6H148V5H146ZM161 6H163V5H161ZM160 6V7H161ZM195 6V4L193 5V7ZM200 6V5H199ZM216 6L217 5H214V7H215V9H216ZM224 6H225V3H224ZM242 6V5H241ZM18 7H20V4H19V6ZM59 8V10L61 9V10H63L62 8ZM85 7V5H83V8ZM98 7V6H97ZM138 6H136V4H135V8H137ZM143 7H144V5H143ZM156 7H158V6H155V8ZM165 7V6H164ZM169 7V8H170ZM177 7L175 6V7H173L172 6V8L173 9H177ZM180 7V6H179ZM182 7V6H181ZM183 7H185L184 5H183ZM192 6L190 7V6H187L186 8L187 9H185L184 8V13H185V11L186 10H188L189 11V9L190 8H192V9H194ZM196 7V6H195ZM198 7V6H197ZM207 7V6H206ZM205 7V8H206ZM232 8H233V6H231ZM250 7V6H249ZM251 7H253V6H251ZM255 7V6H254ZM23 8V7H22ZM25 8H23V9H25ZM81 8V7H80ZM88 7H86V12L87 11H90V10H88L87 9ZM102 8V7H101ZM113 8V7H112ZM126 8V7H125ZM131 9H133L132 7H130ZM150 8V6H148V9ZM155 8H153V9H155ZM162 8V7H161ZM165 8H167V6L165 7ZM189 8V9H188ZM200 8V7H199ZM204 8V9H205ZM221 8H223L224 9V7H221ZM221 8H220V10H221ZM242 8H243V6H242ZM256 8V7H255ZM260 8V7H259ZM263 8H264V6H263ZM28 9V10H27ZM69 9V8H68ZM68 9L66 10V12H65V10H63L65 13H68ZM72 9V8H71ZM114 9V8H113ZM112 9V10H113ZM144 10H145V7L143 8ZM151 9H152V7H151ZM168 9V8H167ZM175 9V10H176ZM179 9V8H178ZM177 9V10H178ZM181 9V8H180ZM202 9H203V7H202ZM222 9V11H224ZM238 9V8H237ZM254 9V8H253ZM253 9H251L252 11H253ZM39 10V9H38ZM37 10V13L39 12ZM58 10V11H59ZM82 11H83V9H81ZM104 11L105 12V9H101V10H99V11ZM115 10H116V8H115ZM117 10L119 11V13H121V11L122 10H119L118 8H117ZM137 10V9H136ZM156 10V9H155ZM154 10V11H155ZM157 10H159V9H157ZM156 10V11H157ZM195 10V9H194ZM193 10V11H194ZM225 10H226V8H225ZM262 10V9H261ZM22 11V10H21ZM18 12V11H16V12H18V14L19 13H22V12ZM25 11V10H24ZM34 11V12H35ZM58 11H56V14H57V12ZM62 11V12H63ZM85 11V10H84ZM109 11V10H108ZM110 11H111V9H110ZM142 11V10H141ZM149 11H150V9H149ZM163 11H165L164 9H163ZM170 10L168 9V11L167 12H169ZM187 11V13H188V16H189V12ZM198 11V10H197ZM214 12H215V10H213ZM217 11V10H216ZM15 12V13H16ZM62 12H59V14L61 13L62 14V16H63V13ZM96 12V11H95ZM123 12V11H122ZM127 12V11H126ZM136 12V11H135ZM140 12V11H139ZM146 12V11H145ZM152 12V11H151ZM158 12V11H157ZM181 12H182V10H181ZM191 12H192V10H191ZM190 12V13H191ZM196 12V11H195ZM238 12V11H237ZM236 12V13H237ZM259 12V11H258ZM27 13L25 12V17H27L26 15H27ZM36 13V14H37ZM40 14L42 13V15L44 14L43 13V11L42 12H39ZM38 13V14H39ZM52 13V12H51ZM54 13H55V11H54ZM75 13H73V15L75 14ZM79 13H80V11H79ZM87 13H89V12H87ZM146 13H148V12H146ZM166 13V12H165ZM171 13V12H170ZM178 13V12H177ZM183 13V14H184ZM199 13V12H198ZM201 13V12H200ZM231 13H232V11H231ZM264 13V12H263ZM23 14H24V12H23ZM48 14H46L47 15V17H48ZM58 14V15H59ZM92 14H94V12H92ZM135 14V13H134ZM148 14H150V12L148 13ZM148 14H146V15H148ZM160 14V13H159ZM158 14V15H159ZM173 14H175V13H172V16H174ZM179 14H180V11H179ZM183 14H181L183 17L185 16V15H183ZM186 14V13H185ZM195 13H193V15H194ZM219 14V13H218ZM253 14H254V12H253ZM29 15V14H28ZM35 15V14H34ZM45 15V14H44ZM57 15V16H58ZM69 15V14H68ZM95 15V14H94ZM94 15H92V19L90 18H86V14L84 15V17H83V19L81 18V22H83V21H86L85 22V28H84V33H83V35L86 37V36H89L90 34H94V33H97L98 31L97 30H94V28H95V26L99 23V19L97 18V15L94 17ZM104 15V14H103ZM146 15H145V17H146ZM152 15V14H151ZM150 15V16H151ZM163 15H165V14H163ZM162 15V16H163ZM167 15V14H166ZM176 15V14H175ZM180 15V16H181ZM220 15V14H219ZM218 15V16H219ZM235 15V14H234ZM256 15H257V12H256ZM19 16V15H18ZM22 16H24V15H22ZM41 16V15H40ZM61 16V15H60ZM81 17H82V15H80ZM89 16V15H88ZM113 16V15H112ZM111 16V17H112ZM117 16V15H116ZM129 16V15H128ZM155 16H157V14L155 15H153V17L155 18ZM159 16H161V15H159ZM177 16H179V15H177ZM182 16H181V19L183 20V21H185L183 18H182ZM187 16V17H188ZM194 16H197V12H196V14L194 15ZM243 16V15H242ZM254 16V15H253ZM262 16H263V14H262ZM16 17H17V15H16ZM28 17H31V16H28ZM43 18H44V16H42ZM46 17V18H47ZM50 17V16H49ZM68 17V16H67ZM69 17H71L72 18V15L71 16H69ZM90 17H91V15H90ZM110 17V18H111ZM134 17L136 18V15H134ZM141 17V16H140ZM144 17V13H143V16L141 17V18H143ZM165 17V16H164ZM163 17V18H164ZM170 17V16H169ZM168 17V18H169ZM176 17V16H175ZM193 17V16H192ZM202 17H203V13H202ZM213 17V16H212ZM212 17H209V18H211V19H209L208 18V20H209V22H207L208 20H206L205 22H207V23H210L211 22V20H212ZM216 17V16H215ZM258 16H256V18H257ZM264 17V16H263ZM21 18V17H20ZM20 18H19V21L21 22V21H23V20H20ZM41 18V17H40ZM45 18V19H46ZM54 18V17H53ZM59 18H61V17H59ZM64 18V20H65V17H63ZM63 18L62 19H60V20H63ZM108 18V17H107ZM113 18V17H112ZM116 18V17H115ZM153 18V19H154ZM166 18H167V16H166ZM167 18V19H168ZM173 18V17H172ZM177 18V17H176ZM189 19H190V17H188ZM207 18V17H206ZM214 18V17H213ZM224 18H226V17H224ZM243 17H241V19H242ZM255 18V17H254ZM27 18H25V20H26ZM30 19V18H29ZM42 19V18H41ZM45 19H43V20H45ZM49 19V18H48ZM66 19H68V18H66ZM73 19L75 20V18L73 17ZM109 19V18H108ZM124 19V18H123ZM148 19V21H149V19H151L150 17H148L147 18ZM157 19L159 20V17H157ZM165 19V18H164ZM169 19H171V18H169ZM185 19H186V17H185ZM194 19H196V18H192V23L194 24ZM198 19V18H197ZM203 19V18H202ZM222 19V18H221ZM231 19V18H230ZM50 20V19H49ZM48 20V21H49ZM72 20V19H71ZM73 20V21H74ZM100 20H102V19H100ZM114 20H117V18L116 19H114ZM137 20V19H136ZM144 20V18L143 19H141V21H143ZM155 20V19H154ZM175 20V19H174ZM173 20V21H174ZM188 19H186V21H187ZM200 20H201V17H200ZM235 20H237V19H235ZM248 20H249V17H248ZM34 21H36L35 19H34ZM47 21V22H48ZM52 21V20H51ZM51 21H49L50 22V24L49 25H51V23H53V22H51ZM79 21V20H78ZM111 21H113L112 19H111ZM125 22H126V20H124ZM123 21V22H124ZM138 21V20H137ZM147 21V22H148ZM161 21H163V19H161ZM161 21H159L160 22V24H161ZM170 21V20H169ZM182 21V22H183ZM214 21V20H213ZM226 21V20H225ZM225 21H223V22H221V20H220V22L221 23H226ZM246 21H247V19H246ZM259 21V20H258ZM36 22H38V18H37V21ZM42 22V21H41ZM70 22V19H69V21H68V23ZM72 22V21H71ZM88 22H89V24H88ZM145 22V21H144ZM171 23H173L172 22V19H171V21H170ZM199 22V21H198ZM205 22H204V24H205ZM215 22V21H214ZM216 22H217V20H216ZM249 22V21H248ZM251 22V21H250ZM256 22H257V20H256ZM264 22V21H263ZM39 23V22H38ZM44 23V22H43ZM54 23H55V27L56 26H59L58 24H59V19L57 18V19H55L54 18ZM64 25H63V27L65 26V23L64 22H62ZM61 23V24H62ZM66 23H67V21H66ZM72 23H74V24H77V20H76V23L75 22H72ZM79 23V22H78ZM112 23H115V22H112ZM126 23H128V22H126ZM150 23V22H149ZM167 22H165V24H166ZM174 23H175V21H174ZM192 23H190V24H192ZM254 22H252L251 24H253ZM260 23V22H259ZM258 23V24H259ZM40 24V23H39ZM42 24V23H41ZM40 24V25H41ZM70 24V23H69ZM80 24V23H79ZM79 24H78V26H79ZM117 24H118V22H117ZM146 24V23H145ZM164 24V23H163ZM163 24H161V25H163ZM167 24H170V23H167ZM166 24V25H167ZM186 24V26H188L187 25V22L185 23ZM196 24V23H195ZM194 24V25H195ZM197 24H199V23H197ZM203 24V25H204ZM212 24H214V23H212ZM242 24H244V23H242ZM248 24V23H247ZM255 24V26H256V23H254ZM257 24V25H258ZM45 25V24H44ZM44 25H42V27H44ZM49 25H48V23H47V26L49 27ZM119 25H121L120 23H119ZM132 25V24H131ZM147 25H149L148 23H147ZM153 25V24H152ZM156 25H159V23L158 24H156ZM176 25V24H175ZM174 25V26H175ZM178 25V24H177ZM200 25V24H199ZM199 25H198V27H199ZM210 25H211V23H210ZM209 24H208V26H210ZM224 25V24H223ZM223 25H222V27H223ZM238 25V24H237ZM249 25H250V23H249ZM263 25H264V23H263ZM20 26V25H19ZM35 26V25H34ZM34 26H33V28H34ZM52 26H53V24H52ZM51 26V27H52ZM60 26H62V25H60ZM67 26H68V29L70 30H72L73 28H70L72 25H66V27L65 28H67ZM70 26V27H69ZM74 27H75V25H73ZM77 26V27H78ZM108 26H110L109 24H108ZM117 25H115V27H116ZM127 26V25H126ZM128 26H129V24H128ZM127 26V27H128ZM151 26V25H150ZM150 26L148 27V28H150ZM154 26V25H153ZM170 25H168L167 27H169ZM173 26V27H174ZM197 26V25H196ZM214 26V25H213ZM234 26V24L232 25V27ZM36 27V26H35ZM46 27V26H45ZM63 27H61L62 29H63ZM77 27L75 28L76 30H78L79 29V27H78V29H77ZM118 27V26H117ZM116 27V28H117ZM124 27V26H123ZM123 27H122V29H123ZM132 27H134V26H132ZM131 27V28H132ZM158 27V26H157ZM178 27H180V24H179V26ZM204 27V26H203ZM216 27V26H215ZM220 27V26H219ZM218 27V28H219ZM222 27H220V28H222ZM243 27V26H242ZM21 28V27H20ZM25 30L27 29V27H23ZM31 28V27H30ZM58 28V27H57ZM60 28V27H59ZM64 28V29H65ZM82 28H83V23H82ZM82 28H81V30H82ZM104 28H105V26H104ZM106 28H107V26H106ZM125 28V27H124ZM135 28V27H134ZM134 28H133V30H134ZM142 28H144V27H142ZM141 28V29H142ZM152 28V27H151ZM169 28H171V26L169 27ZM175 29H176V27H174ZM183 27H181V29H182ZM190 28V27H189ZM189 28H188V30H189ZM250 28V27H249ZM51 29V28H50ZM67 29V30H68ZM102 29H103V27H102ZM110 29V28H109ZM108 29V30H109ZM129 29V28H128ZM156 29V28H155ZM158 29V28H157ZM160 29H161V27H160ZM159 29V30H160ZM207 29L208 28H206L205 29V27H204V30H206V32H207ZM209 29H210V27H209ZM214 29V28H213ZM225 29V28H224ZM223 29V30H224ZM233 28H231V30H232ZM234 29H238V27L237 28H234ZM240 29V28H239ZM259 29H261V28H259ZM30 30V29H29ZM52 30H53V28H52ZM51 30V31H52ZM54 30H56L55 28H54ZM67 30H64V32H63V30H62V32H63V34L61 33L60 35H58V36H65V31H67ZM68 30V31H69ZM80 30V29H79ZM78 30V31H79ZM104 30V29H103ZM102 30V31H103ZM107 30V31H108ZM111 30H113V28L111 29ZM138 30V29H137ZM150 30V29H149ZM159 30H157V31H159ZM165 30V29H164ZM168 30V29H167ZM170 30V29H169ZM168 30V31H169ZM172 30H174V29H172ZM180 30V29H179ZM183 30V29H182ZM192 30V29H191ZM195 30H199L200 31V29L199 28H197V29H195ZM220 30H222V29H220ZM219 30V31H220ZM227 30V29H226ZM245 30V29H244ZM246 30H247V28H246ZM262 30V29H261ZM263 30H264V28H263ZM262 30V31H263ZM34 31V29L32 30V32ZM37 31V33L36 34H38V31H39V29L38 30H36ZM77 31V32H78ZM113 31H115V30H113ZM124 32H125V29L123 30ZM155 31V30H154ZM162 32H163V30H161ZM167 31V32H168ZM175 31H177V29L175 30ZM181 31V30H180ZM177 32L176 33V35L179 33H181V32ZM193 32H194V34H195V32L196 31H194V30H192ZM192 31H190V32H192ZM198 31V33H199V37H202V36H204V35H202V36H200V32ZM202 31V30H201ZM210 31H212L211 29H210ZM214 31V30H213ZM212 31V32H213ZM255 31H259V30H255ZM22 32V31H21ZM53 32H56V31H52V34H53ZM71 32V31H70ZM72 32H73V30H72ZM71 32V33H72ZM83 32V31H82ZM82 32H80L79 34H81ZM85 32L88 34H86L85 35ZM101 32V31H100ZM104 32V31H103ZM109 32H110V30H109ZM129 33H130V31H128ZM139 32V31H138ZM148 32V31H147ZM152 32V31H151ZM166 32V33H167ZM173 32V31H172ZM185 32H187L186 30H185ZM189 32V33H190ZM227 32V31H226ZM226 32L224 31V33H223V31H222V33L224 34H222L220 37H222V36H224L225 37V34H226ZM236 32H238L237 30H236ZM249 32H250V30H249ZM20 33V32H19ZM31 33V32H30ZM45 33H46V31H45ZM75 33H76V31H75ZM116 34H114V35H117V32H115ZM128 33V34H129ZM145 33V32H144ZM150 33V32H149ZM157 33V32H156ZM174 33V32H173ZM197 33V34H198ZM204 33V32H203ZM202 33V34H203ZM210 33V32H209ZM220 33H221V31H220ZM239 33V32H238ZM243 33V32H242ZM248 33V32H247ZM34 34V36H35V33H33ZM50 34V33H49ZM58 34V33H57ZM57 34H56V36H57ZM78 34V33H77ZM112 34V35H113ZM146 34V33H145ZM145 34H143V36L145 35ZM161 34V33H160ZM160 34H158V35H160ZM169 34H171V30H170V33ZM191 35H193L192 33H190ZM196 34V35H197ZM207 34H208V32H207ZM206 34V35H207ZM211 34V33H210ZM217 35H218V37H219V35L220 34H218V33H216ZM240 34H241V32H240ZM249 34V33H248ZM261 34V33H260ZM20 35V34H19ZM18 35V36H19ZM22 35H23V33H22ZM46 35V34H45ZM54 35V34H53ZM72 35V34H71ZM71 35H70V37H71ZM76 35V34H75ZM158 35L156 36V38L158 37ZM163 35H164V33H163ZM175 35V34H174ZM181 35V34H180ZM183 35H184V33H183ZM213 35H214V33H213ZM241 35H243V34H241ZM245 35H247V34H245ZM254 35H256L255 33H254ZM31 36H32V39H33V35L31 34ZM37 36V35H36ZM35 36V37H36ZM62 36V37H63ZM66 36H68L67 34H66ZM80 36V35H79ZM78 36V38H80V39H83V37H79ZM96 36V35H95ZM105 36H106V34H105ZM139 36V35H138ZM137 36V37H138ZM142 36V35H141ZM141 36H139V37H141ZM152 36V35H151ZM155 36H153V37H155ZM185 36V35H184ZM190 36V35H189ZM216 36V35H215ZM214 36V37H215ZM228 36V35H227ZM230 36V35H229ZM227 37V39L228 38H232V36H230V37ZM251 36H253V34L251 35ZM262 36V35H261ZM29 37V36H28ZM39 37V36H38ZM45 39H47L46 40V42L48 41V38H46L45 36H43ZM50 37H51V34H50ZM69 37V38H70ZM73 37V36H72ZM71 37V38H72ZM107 37V36H106ZM167 38H168V35L166 36ZM173 37V36H172ZM175 37V36H174ZM192 37V36H191ZM191 37H189V38H191ZM194 37H197V36H194ZM205 37H207V36H205ZM244 37V36H243ZM242 37V38H243ZM247 37V36H246ZM12 38V37H11ZM14 38V37H13ZM64 38H66V37H64ZM68 38V39H69ZM71 38H70V42H69V40H65V41H67V42H69V43H71V41H74V40H71ZM96 38V37H95ZM94 38V39H95ZM108 38H109V36H108ZM110 38H111V35H110ZM114 38V37H113ZM116 38V37H115ZM127 38H129V36L127 37ZM132 38L133 37H131V42H132V44H133V41H132ZM142 38V37H141ZM144 38V37H143ZM147 38L149 39L150 38V36L148 37L147 36ZM152 38V37H151ZM150 38V39H151ZM188 38V37H187ZM245 38V37H244ZM249 38H250V35H249ZM264 38V37H263ZM262 38V41H264V39ZM17 39V38H16ZM25 39V38H24ZM31 39V40H32ZM53 39V38H52ZM55 39H57V38H55ZM54 39V40H55ZM67 39V38H66ZM72 39H74V38H72ZM75 39H76V37H75ZM79 39V40H80ZM85 39V38H84ZM97 39V38H96ZM105 39V38H104ZM124 39V38H123ZM163 39V38H162ZM183 39V41H184V39L185 38H182ZM192 39V38H191ZM206 39V38H205ZM61 40H62V38H61ZM106 40H107V38H106ZM125 40V39H124ZM123 40V41H124ZM137 40H138V38H137ZM168 40V39H167ZM195 40H196V38H195ZM194 40V41H195ZM198 40V39H197ZM204 40V39H203ZM207 40V39H206ZM212 40V39H211ZM216 40V39H215ZM224 40H226V39H224ZM224 40L223 41H221V42H224ZM230 40V39H229ZM229 40H226V41H228L229 42ZM255 40V39H254ZM261 40V39H260ZM259 40V41H260ZM14 41V40H13ZM16 41V40H15ZM33 42L35 41V40H32ZM32 41H31V43H32ZM38 41H40V43H41V40L39 39ZM45 41V40H44ZM51 41V40H50ZM50 41H49V46H51V45H53V43L51 44L50 43ZM76 41H77V39H76ZM86 41V40H85ZM96 41V43H95V45L97 46L98 45V41L97 40H95ZM108 41V40H107ZM106 41V42H107ZM114 41V39L112 40V42ZM136 41V40H135ZM140 41V40H139ZM148 41H150V40H148ZM156 41V40H155ZM158 41H159V39H158ZM166 41V40H165ZM164 40H162V42H161V44L163 43V42H165ZM187 41H188V43H189V40L187 39ZM213 41V40H212ZM233 41V40H232ZM231 41V42H232ZM256 41H258V39L256 40ZM17 42V41H16ZM61 42H64V40L63 41H61ZM75 42V41H74ZM83 42V41H82ZM81 42V43H82ZM93 42V41H92ZM122 42V41H121ZM127 42H128V40H127ZM127 42H124V44L125 43H127ZM130 42V43H131ZM157 42V41H156ZM160 42V41H159ZM158 42V43H159ZM190 42H193V39H192V41H190ZM198 42V41H197ZM210 42V41H209ZM208 42V43H209ZM231 42H229V43H231ZM10 43H11V41H10ZM9 43V44H10ZM36 44L38 43V42H35ZM34 43V44H35ZM55 43H56V40H55ZM66 43V42H65ZM67 44V45H70V44ZM77 42H75V44H76ZM80 43V42H79ZM80 43V44H81ZM85 43V42H84ZM94 43V42H93ZM123 43V42H122ZM143 43H145L146 44V42H143ZM148 43H150V42H148ZM152 43H153V41H152ZM173 43V42H172ZM171 43V44H172ZM184 43H186V42H184ZM183 43V44H184ZM194 43V42H193ZM205 43V42H204ZM213 43H214V41H213ZM212 43V44H213ZM218 43V42H217ZM225 43V42H224ZM264 43V42H263ZM3 44H5V43H3ZM22 45H23V43H21ZM46 44V43H45ZM51 44V45H50ZM64 44V43H63ZM72 44V43H71ZM103 44H104V41H103ZM108 44H109V42H108ZM142 44V43H141ZM166 44H167V41H166ZM182 44V43H181ZM196 44V43H195ZM210 44V43H209ZM223 44V43H222ZM236 44V43H235ZM252 44V43H251ZM250 44V46L252 47V45ZM256 44V43H255ZM258 44V43H257ZM77 46L79 45L78 43L76 44ZM88 45H90V44H88ZM94 45V46H95ZM109 45H112V43L111 44H109ZM136 45H138L139 47H140V45L139 44H137L136 43ZM136 45H133V47L134 46H136ZM147 45V44H146ZM145 45V46H146ZM151 45V44H150ZM153 45V44H152ZM151 45V46H152ZM174 45V44H173ZM193 45V44H192ZM197 45V44H196ZM195 45V46H196ZM200 45V43L198 44V48L199 47H201V46H199ZM202 45V44H201ZM208 45V44H207ZM219 45V44H218ZM217 45V46H218ZM231 45H232V43H231ZM230 45V46H231ZM233 45H234V43H233ZM54 46V45H53ZM63 46V45H62ZM71 46V45H70ZM87 46V45H86ZM92 46V45H91ZM90 46V47H91ZM93 46V47H94ZM101 46V45H100ZM102 46H104V45H102ZM113 46V45H112ZM148 46V45H147ZM156 47H157V45H155ZM219 46H222V45H219ZM226 46L227 47H230L229 46V44L227 45L226 44ZM245 46H247V45H245ZM244 46V47H245ZM249 46V47H250ZM259 46V45H258ZM262 46V45H261ZM260 46V47H261ZM264 46V45H263ZM3 47V46H2ZM1 47V48H2ZM7 47V46H6ZM44 47V46H43ZM47 47H48V45H47ZM56 47H58V45L56 46ZM64 47H65V44H64ZM69 47V46H68ZM75 47V46H74ZM74 47H72L71 48V52H72V55H73V58H74V60H76L77 58H78V56L76 55V50H75V48ZM84 47V49H86L85 48V45L83 46ZM83 47H82V49H83ZM89 47V46H88ZM105 50H106V52H107V56L109 55V54H111L110 52H109V47L108 46H106L105 45ZM142 47H144L143 46V44H142ZM169 47V46H168ZM175 47V46H174ZM190 47H191V45H190ZM194 49H195V47L194 46H192ZM197 47V46H196ZM202 47H204V49H205V47H206V45L205 46H202ZM208 47H212V46H208ZM208 47H206V48H208ZM223 47V46H222ZM222 47L220 48V49H222ZM248 47V48H249ZM250 47V48H251ZM257 47V46H256ZM256 47H255V49H256ZM0 48V49H1ZM4 48V47H3ZM46 48V47H45ZM53 48V47H52ZM62 48V47H61ZM131 48H132V46H131ZM138 48V47H137ZM152 48V47H151ZM153 48H155V47H153ZM159 48V47H158ZM158 48L157 49H154L155 51H157L158 50ZM171 48V47H170ZM170 48H167L168 50L170 49ZM180 48V47H179ZM192 48V49H193ZM212 48H214V46L212 47ZM23 49H24V47H23ZM30 49V48H29ZM35 49V48H34ZM43 49V48H42ZM84 49H83V51H84ZM92 49V48H91ZM102 49V48H101ZM100 49V52L101 51H103V49L101 50ZM141 49V48H140ZM144 49V48H143ZM164 49H166V47H164ZM185 49V48H184ZM190 49V48H189ZM191 49V50H192ZM218 49L219 48H217L216 50L218 51ZM226 49V51L225 52H227L229 49H231V50H233V47L231 46L228 50H227V48H225ZM242 49V48H241ZM244 49V48H243ZM252 49L253 48H251V51H252ZM255 49H253V50H255ZM263 49V48H262ZM3 50V49H2ZM2 50H1V52H2ZM87 50V49H86ZM89 50V49H88ZM104 50V51H105ZM128 50V49H127ZM131 50V49H130ZM137 50V49H136ZM163 50V49H162ZM162 50H161V52H162ZM195 50H197V49H195ZM206 50H208V49H206ZM209 50H211V49H209ZM213 50V49H212ZM215 50V51H216ZM223 50H224V48H223ZM248 50V49H247ZM111 52H112V50H110ZM114 51H115V48H114ZM123 51H124V49H123ZM144 51V50H143ZM143 51H139L138 50V53H140V52H142L143 53ZM146 51H149L148 49L146 50ZM145 51V52H146ZM170 52L172 51H174V50H169ZM194 51V50H193ZM246 51V50H245ZM249 51V50H248ZM247 51V52H248ZM8 52V51H7ZM48 52V58H49V56L51 55V54H54V52H52L50 55H49V51H46V53ZM89 54H91L89 51H87ZM92 52V51H91ZM98 52V51H97ZM125 52V51H124ZM130 52V51H129ZM129 52H127V53H129ZM137 52V51H136ZM157 52H160L159 50L157 51ZM166 52V51H165ZM190 52H192V51H190ZM201 52H204V51H201ZM201 52H198V53H201ZM224 52V51H223ZM224 52V53H225ZM234 52H236V51H234ZM250 52V51H249ZM259 52V51H258ZM10 53V52H9ZM44 53H45V49H44ZM85 53V52H84ZM94 53H95V51H94ZM99 53V52H98ZM104 53V52H103ZM102 53V54H103ZM123 53V52H122ZM127 53H125V54H127ZM132 52H130V54H131ZM133 53H135L134 52V50H133ZM151 53V52H150ZM150 53H148L149 55H150ZM168 53V52H167ZM177 53V52H176ZM198 53H196V54H198ZM209 53H212V51H210V52H208L207 51V54H209ZM215 53V52H214ZM256 54H257V52H255ZM264 53V52H263ZM31 54V53H30ZM34 54V53H33ZM39 54H40V52H39ZM41 54H42V52H41ZM64 54V53H63ZM66 54H68L67 52L65 53V55ZM69 54H71V53H69ZM68 54V55H69ZM87 54V53H86ZM101 54V55H102ZM141 54V53H140ZM152 54V53H151ZM159 53H157V55H158ZM162 54V53H161ZM170 54V53H169ZM172 54V53H171ZM178 54H179V52H178ZM226 54V53H225ZM233 55H231V56H235L234 55V53H232ZM241 54V53H240ZM249 54V53H248ZM1 55V54H0ZM9 55V54H8ZM7 55V56H8ZM24 55H26V54H24ZM28 55H29V51H28ZM35 55V57H37L36 56V54H34ZM46 55V54H45ZM65 55H63L64 56V59H67V57L65 58ZM67 55V56H68ZM79 55V57H81L80 56V54H78ZM82 55V54H81ZM84 55V54H83ZM88 55V54H87ZM135 55H136V59L135 60H137V59H139V54H136L135 53ZM135 55H134V57H135ZM137 55H139L138 56V58H137ZM160 55V54H159ZM181 55V54H180ZM183 55H186L185 54V51H184V54ZM193 55V54H192ZM201 55V54H200ZM199 55V56H200ZM227 55V54H226ZM243 55V54H242ZM260 55H262V54H260ZM260 55H258L259 57V59H260ZM3 56V55H2ZM21 56V55H20ZM44 56V55H43ZM62 56V55H61ZM96 57H98V55H97V53H96V55H95ZM105 56V55H104ZM110 56V55H109ZM108 56V57H109ZM143 56V59H144V55H142ZM155 56V55H154ZM173 56V55H172ZM199 56H198V58L197 59H199ZM203 56V55H202ZM209 56V55H208ZM230 55H227L226 57H231ZM250 56V55H249ZM23 57V56H22ZM34 57V59H36ZM41 57V56H40ZM53 57V56H52ZM141 57V56H140ZM167 57H169V56H167ZM187 57H188V55H187ZM194 57V56H193ZM193 57H191V58H193ZM215 56H213V58H214ZM218 57H221V56H218ZM253 57V56H252ZM262 57H263V55H262ZM21 58V57H20ZM25 58V57H24ZM24 58H22V59H24ZM33 58V57H32ZM55 58V57H54ZM53 58V59H54ZM85 58V57H84ZM83 58V60H85ZM87 58V57H86ZM93 59H95L96 60V62H97V59H99V57L96 59L95 57H92ZM122 58H124L123 56H122ZM133 58V57H132ZM149 58V57H148ZM166 58V57H165ZM175 58V57H174ZM173 58V59H174ZM178 58V57H177ZM185 58H186V56H185ZM191 58L189 57V59L191 60ZM201 58H203V57H201L200 56V60H201ZM208 58V57H207ZM209 58H211V56L209 57ZM228 58H226V59H228ZM251 58V57H250ZM255 58V57H254ZM264 58V57H263ZM22 59H20V60H22ZM47 59V58H46ZM58 59V58H57ZM60 59V58H59ZM92 59V60H93ZM102 60H103V57L101 58ZM130 59V58H129ZM160 59V58H159ZM158 59V60H159ZM169 59H171V58H169ZM168 59V60H169ZM176 59V58H175ZM195 59H196V57H195ZM194 59V60H195ZM196 59V60H197ZM220 59V58H219ZM221 59H223V58H221ZM220 59V60H221ZM232 59V58H231ZM3 60V59H2ZM7 60V62H8V59H6ZM19 59H18V61H20ZM62 60V59H61ZM68 60H69V58H68ZM87 60V59H86ZM89 60H91L90 58H89ZM88 60V64L90 63V61ZM95 60H93V61H95ZM102 60H100V61H102ZM118 60H120V57H119V59ZM141 60V59H140ZM140 60H137V62L139 61L140 62ZM156 60H157V58H156ZM157 60V62H159ZM165 60V59H164ZM172 60V59H171ZM196 60L194 61V62H196ZM202 60H204V59H202ZM209 60V59H208ZM230 60V59H229ZM236 60V59H235ZM234 60V61H235ZM248 60H249V58H248ZM32 61V60H31ZM38 61V60H37ZM40 61H41V59H40ZM48 61H49V59H48ZM78 61H80L81 62V60H76V62H74V64L76 63V65L78 66V69H79V71H80V73H78V75L79 74H82L80 77H78L76 74V76L78 77V78H80V79H82L83 78V80L85 81V85H86V82H87V84L90 86V87H92L93 88V90L95 91V96L93 97V99H95V97L97 96L100 100V102H102V103H105V104H107L108 106H110V105H112V104H117V105H115V107L116 106H119L120 108H117V109H119V114L117 115V117L120 115V119H118V124L120 125V126H123L124 125V127H123V129L125 128V126L127 127V128H129V130H131L132 132H133V134H135V136L139 139V140H141L144 144H146V146H147V148H149L148 146H151L152 148H156L157 150H158V148H160L159 146H157V143H159V144H161V146H162V143H160L161 142V135L162 134H159V132H157L153 127L155 126V121H154V119H155V117H154V119H152L151 117H150V115H152L153 116V112L154 111H156V112H158L157 110H155V109H150V110H148L150 113H147V112H145V107H144V105H143V96L144 95H146V96H144V97H148L149 95L151 96V100H153L152 98H154V100H156V98L155 97H157L160 93L163 95V93L165 92H167L169 95H171L172 96V94L174 93V85H169V81H170V78H169V81H168V85L167 84H165L166 85V87H165V85H163V88L165 87V89H163V88H161V90H159L158 88H157V83H156V79L155 78H152L153 76H151V77H145L146 76V72L147 71H145L146 70V68H145V70L144 69H141V70H143V71H141L140 70V72L141 73H138L139 71H137L136 72V75H134L131 71H132V69H133V71H134V69H135V66H134V68H132V65L130 64V65H127L125 62H112L113 60H111V59H109V58H107V61H109V62H111L110 63V65L112 66V68H109L108 66H110V65H108V62L106 61V59H105V57H104V62L102 61V63H101V65L97 62V66H98V64L100 65V67H97L96 66V69H94L93 70V68H95V67H92V69L91 70H88V69H86V67H88L87 65H86V67L82 64V62L80 63V62H78ZM99 61V60H98ZM99 61V62H100ZM143 61V65H146V64H144L145 63V61H146V59L145 60H142ZM142 61H141V64H142ZM151 61V60H150ZM153 61H155V60H153ZM177 61V60H176ZM186 60H184V62H185ZM191 61H193V60H191ZM221 61H223V60H221ZM233 60H232V62H234ZM242 61V60H241ZM24 62V61H23ZM22 62V63H23ZM26 62V61H25ZM30 62V61H29ZM67 62V61H66ZM72 62V61H71ZM95 62V63H96ZM131 62V61H130ZM135 62V61H134ZM152 62V61H151ZM165 62V61H164ZM163 62V63H164ZM172 62H174V60L172 61ZM180 62V61H179ZM187 62V61H186ZM188 62H189V60H188ZM187 62V63H188ZM193 62V63H194ZM203 62H205V61H203ZM208 62V61H207ZM225 62V61H224ZM259 62H261V60L259 61ZM263 62V61H262ZM12 63H13V61H12ZM85 63V62H84ZM114 63V64H113ZM162 62H160L159 63V66H161V65H163V63L161 64ZM168 63H170L169 61H168ZM168 63L166 64V62H165V64L166 65H168ZM175 63V62H174ZM190 63V62H189ZM188 63V64H189ZM206 63V62H205ZM213 63V62H212ZM216 63H220V62H216ZM225 63H228V62H225ZM238 63V62H237ZM242 63H243V61H242ZM245 63V62H244ZM3 64H4V62H3ZM19 64H21V63H19ZM26 64V63H25ZM38 64V63H37ZM45 64H47L46 62H45ZM133 64V63H132ZM135 64V63H134ZM138 64H140V63H138ZM140 64V65H141ZM153 64H155V63H153ZM158 64V63H157ZM161 64V65H160ZM173 64V63H172ZM181 64H183L182 63V59H181ZM209 64H211V63H209ZM223 64V63H222ZM229 64V63H228ZM235 63H233V65H234ZM246 64V63H245ZM249 64V63H248ZM255 64V63H254ZM259 64V63H258ZM260 64H262V63H260ZM11 63L9 64V66L11 67ZM15 65H17V63L15 64ZM27 65V64H26ZM39 65V64H38ZM64 65H65V63H64ZM66 65H68V63H66ZM92 66L93 65H95L94 63L93 64H91ZM149 65H150V62H149ZM212 65V64H211ZM220 65H221V63H220ZM3 66H5L6 67V65H3ZM7 66H8V63H7ZM19 65H17V67H18ZM44 66V65H43ZM53 66H54V64H53ZM164 67H165V69H166V66L165 65H163ZM172 67H174L173 65H171ZM189 65H187V67H188ZM194 66H196L195 64H194ZM209 66V65H208ZM207 66V67H208ZM222 67H223V65H221ZM225 66V65H224ZM245 66V65H244ZM262 67L264 66V62H263V65H261ZM12 67H13V65H12ZM27 67V66H26ZM46 67V66H45ZM66 67V66H65ZM85 67V68H84ZM136 67H138V65L136 66ZM144 67H146V66H143L142 68H144ZM154 67H155V65H154ZM168 67V66H167ZM170 67V66H169ZM172 67H170L171 69H172ZM176 67V66H175ZM181 67H183V68H185L186 67V64H185V66H182L181 65ZM203 67H205V66H203ZM207 67H205V73H206V70L208 69L209 70V68H207ZM213 66H211V68H212ZM257 67V66H256ZM259 67V66H258ZM7 68H9V67H7ZM39 68V67H38ZM49 68H51V67H49L48 66V72H50L51 73V70L49 71ZM75 68V67H74ZM77 68V67H76ZM88 68H91L90 66L88 67ZM162 68V67H161ZM178 68V67H177ZM193 69H194V67H192ZM190 69L191 71H193V69ZM195 68H197V67H195ZM225 68L226 67H224V71H225ZM228 68V67H227ZM249 69H250V67H248ZM11 70H14V68L12 69V68H10ZM25 69V68H24ZM62 69V68H61ZM158 69V68H157ZM156 69V70H157ZM159 69H160V67H159ZM164 69V68H163ZM176 69V68H175ZM182 69V68H181ZM215 69V68H214ZM260 69V68H259ZM264 69V68H263ZM28 70V69H27ZM26 70V71H27ZM153 70V69H152ZM155 70V69H154ZM156 70H155V72H156ZM182 70H184V69H182ZM197 70V69H196ZM230 70V69H229ZM252 70H254V69H252ZM7 71H8V69H7ZM62 71V70H61ZM67 71V70H66ZM71 71V68L69 69V72ZM145 71V72H144ZM169 72H170V70H168ZM212 71H213V69H212ZM219 71H221V69L219 70V67H218V72ZM223 71V72H224ZM256 71V70H255ZM64 72V71H63ZM184 72H186L187 73V70H185ZM194 72V71H193ZM193 72H192V76H193ZM200 72H201V69H200ZM199 72V73H200ZM203 72V71H202ZM214 72H216V71H214ZM213 72V73H214ZM237 72H240L241 73V71H237ZM263 72V71H262ZM10 73H11V71H10ZM17 73V72H16ZM29 73H30V71H29ZM33 73V72H32ZM77 73V72H76ZM151 73H153V71H151ZM158 73H160V72H158ZM171 73V72H170ZM182 73L183 72H181V76H182ZM204 72H203V74H205ZM208 74H210L209 72H207ZM236 73V71L234 72V74ZM253 73V72H252ZM251 73V74H252ZM259 73H260V71H259ZM12 74H13V72H12ZM19 74V73H18ZM17 74V75H18ZM31 74V73H30ZM102 74V76H104V77H101L100 75ZM175 74H176V72H175ZM175 74H174V76H175ZM184 74V73H183ZM190 74V73H189ZM207 74V75H208ZM212 74V73H211ZM215 74V73H214ZM216 74H217V72H216ZM224 74H228V73H224ZM233 74V75H234ZM45 75V74H44ZM63 75V74H62ZM145 75V76H144ZM149 75V74H148ZM155 75V74H154ZM178 75V74H177ZM230 75H231V72H230ZM233 75H231V76H233ZM236 75H238V74H236ZM235 75V76H236ZM243 75V74H242ZM254 74H252V76H253ZM259 75V74H258ZM261 75V74H260ZM20 76V75H19ZM22 76H23V74H22ZM32 76V75H31ZM35 76V75H34ZM64 76V75H63ZM160 76H163V71H162V73H161V75ZM165 76H167L168 77V75H167V73H166V75ZM165 76H164V78H165ZM180 76V77H181ZM192 76H190V77H192ZM197 76V75H196ZM199 76V75H198ZM209 76V75H208ZM208 76H206L207 78H208ZM212 76V75H211ZM216 76V75H215ZM215 76H212V77H214V79H215ZM222 76V75H221ZM227 76V75H226ZM178 77V76H177ZM202 77V76H201ZM205 77V76H204ZM203 77V78H204ZM217 77H218V74H217ZM224 76H222V78H223ZM248 77H249V75H248ZM21 78H23V77H21L20 76V80H21ZM156 78H157V74H156ZM160 78V77H159ZM163 78V79H164ZM188 78V79H187ZM186 79L187 80H189V77H187ZM194 78V77H193ZM228 78H229V76H228ZM233 78V77H232ZM238 78H240V77H238ZM237 78V79H238ZM243 78V77H242ZM247 78V77H246ZM256 78H257V76H256ZM29 79V78H28ZM158 79V78H157ZM211 79V78H210ZM218 79H220V78H218ZM226 79V78H225ZM236 79V78H235ZM249 79H250V77H249ZM23 80V79H22ZM26 79L24 78V81H25ZM79 80V79H78ZM82 80V81H83ZM201 80V79H200ZM213 80V79H212ZM222 80H224V79H222ZM230 80H232V79H230ZM229 80V81H230ZM84 81H83V83H84ZM145 81H147V83H145ZM184 81V80H183ZM190 81V82H189ZM188 81V85H189V83H191V81H193V80H189ZM199 81V80H198ZM208 81V80H207ZM226 81V80H225ZM228 81V80H227ZM21 82V81H20ZM26 82V81H25ZM25 82H23V83H25ZM165 82H167V81H165ZM172 82V81H171ZM194 82V81H193ZM192 82V85H195L194 83ZM202 82V81H201ZM204 82V81H203ZM210 82V81H209ZM213 81H211V83H212ZM221 82V81H220ZM219 82V83H220ZM232 82V81H231ZM231 82H229V83H231ZM234 82H235V80H234ZM251 82V81H250ZM28 83H29V80H28ZM63 83H65L64 81H63ZM67 83V85H66V87L67 88H64V86L62 87V88H60V90H59V93L62 95V93H63V95H64V93H65V99H67V100H71V97H72V95H73V93L69 90L70 88H71V85H74L75 86V84H71V81L70 82H66ZM74 83H76V81H74ZM78 83V82H77ZM181 83V82H180ZM197 83V82H196ZM213 83H215V82H213ZM228 83V84H229ZM233 83V82H232ZM144 84H146V85H144ZM186 84V83H185ZM202 84V83H201ZM209 84V86H210V83H208ZM216 84V83H215ZM222 84H223V82H222ZM228 84H226V85H228ZM239 84V83H238ZM242 84V83H241ZM253 84H254V82H253ZM255 84H257V83H255ZM26 85V84H25ZM29 85V84H28ZM65 85V84H64ZM84 85V84H83ZM87 85V86H88ZM178 85V84H177ZM198 85V84H197ZM200 85V84H199ZM198 85V86H199ZM220 85V84H219ZM230 85V84H229ZM247 84H245V86H246ZM179 86V85H178ZM177 86V87H178ZM181 86V85H180ZM191 86V85H190ZM197 86V87H198ZM214 86V85H213ZM217 86V85H216ZM243 86H244V84H243ZM26 89H28L26 86H24ZM84 87V86H83ZM162 87V86H161ZM182 87V86H181ZM185 87H186V85H185ZM207 87H208V85H207ZM247 87V86H246ZM79 88H81V87H79ZM78 88V89H79ZM88 87H86L85 89H87ZM214 88V87H213ZM217 88H219V86L217 87ZM223 88V87H222ZM222 88H220V89H222ZM231 88H233V87H231ZM253 88V87H252ZM256 88V87H255ZM258 88V87H257ZM59 89V88H58ZM175 89H176V87H175ZM187 89H189V88H187ZM208 89V88H207ZM207 89H205V91L203 90L202 91V89L200 90V91H202L203 93L204 92H207ZM219 89V90H220ZM223 89H225V88H223ZM227 89V88H226ZM226 89L224 90V91H226ZM229 89V88H228ZM227 89V90H228ZM236 90H237V87L235 88ZM239 90H240V84H239V88H238ZM242 89H243V87H242ZM66 90V92H64ZM72 90V89H71ZM80 90V89H79ZM191 90V89H190ZM193 90V89H192ZM191 90V91H192ZM232 90H234V88L232 89ZM244 90H245V88H244ZM50 92H51V90H49ZM81 91L82 90H80L79 91V93H81ZM87 91H88V89H87ZM93 91V92H94ZM190 91V92H191ZM230 90H228V92H229ZM235 91V90H234ZM240 91H242V90H240ZM83 92V91H82ZM183 93H184V91H182ZM186 92V91H185ZM198 92V91H197ZM209 92V91H208ZM215 92H218V91H214V96H217V98H218V95H220L222 92H220V94H218L217 93V95H215ZM228 92L226 93L228 96H230L231 94H228ZM236 92V91H235ZM55 93V92H54ZM58 93V92H57ZM165 93H164V98H165ZM166 93V94H167ZM186 93H188V92H186ZM213 93V92H212ZM241 94H242V92H240ZM49 94V93H48ZM53 94V93H52ZM185 94V93H184ZM184 94H183V96H184ZM190 94V93H189ZM193 94V93H192ZM191 94V95H192ZM201 94V93H200ZM205 94V93H204ZM203 94V95H204ZM223 94L224 93H222V97H223ZM236 94V93H235ZM234 94V96H237V95H235ZM237 94H239V93H237ZM252 93H250V95H251ZM58 95V94H57ZM85 95V94H84ZM92 95H93V93H92ZM178 95V94H177ZM188 95V94H187ZM195 95V94H194ZM206 95H208V94H206ZM225 95V94H224ZM263 94H261V96H262ZM52 96V95H51ZM168 96V95H167ZM174 96H175V94H173V98H174ZM179 96V95H178ZM60 97V96H59ZM85 97H87L88 99H92V97L91 96H89V95H87V96H85ZM162 97V96H161ZM160 97V98H161ZM162 97V98H163ZM187 97V96H186ZM194 97V96H193ZM196 97V96H195ZM198 97V96H197ZM201 97H202V94H201ZM207 97V96H206ZM220 97V96H219ZM159 97H158V101H159V99H160ZM177 98V97H176ZM182 98V97H181ZM188 98H190V99H192L191 97H189L188 96ZM203 98V97H202ZM212 99L213 98H215V97H211ZM224 98H226V97H224ZM232 99H233V97H231ZM235 98V97H234ZM251 98V97H250ZM264 98V97H263ZM81 99V98H80ZM79 99V100H80ZM84 99V98H83ZM210 99V98H209ZM211 99V100H212ZM231 99V100H232ZM240 99H242V98H240ZM261 99V98H260ZM51 100V99H50ZM54 100V99H53ZM52 100V101H53ZM56 100V99H55ZM77 100V99H76ZM144 100H145V98H144ZM170 100V99H169ZM175 100H177V99H175ZM182 100H184V97H183V99ZM205 100H206V98H205ZM211 100H209V101H211ZM230 100V101H231ZM234 100V99H233ZM243 100V99H242ZM258 100V97H256V101ZM263 100V99H262ZM51 101V102H52ZM62 101V100H61ZM82 101V100H81ZM179 101V100H178ZM188 101H189V99H188ZM191 101V100H190ZM213 101V100H212ZM223 101H224V99H223ZM239 101V100H238ZM54 102H56V101H54ZM70 102V101H69ZM87 102H88V100H87ZM148 102V101H147ZM154 102V101H153ZM160 102H161V99H160ZM167 103H168V99H167V101H166ZM214 102V101H213ZM219 102H221V100L219 101ZM225 102V101H224ZM227 102V101H226ZM233 102V101H232ZM232 102H230V105H231V103ZM236 102V101H235ZM235 102H234V105H235ZM259 102V101H258ZM65 103V102H64ZM73 103H74V101H73ZM72 103V104H73ZM84 103V102H83ZM86 103V102H85ZM93 103V102H92ZM97 103H98V100H97ZM97 103H96V105H97ZM156 103H157V101H156ZM161 103H163V102H161ZM172 103V102H171ZM170 103V104H171ZM174 103H175V101H174ZM174 103H172L173 105H174ZM189 103V102H188ZM222 103V102H221ZM228 103V102H227ZM238 103V102H237ZM236 103V104H237ZM62 104H63V101H62ZM99 104H101V103H99ZM176 104H178V103H176ZM175 104V105H176ZM217 104V103H216ZM229 104V103H228ZM233 104V103H232ZM57 105H58V103H57ZM64 105V104H63ZM63 105H61V106H63ZM87 105V104H86ZM89 105V104H88ZM147 105H149L148 103H147ZM151 105V104H150ZM161 105V106H160ZM173 105H170L169 106V108L171 107V106H173ZM174 105V106H175ZM184 105H186L185 103H183V107H185V108H187V110H188V107L190 108V103H189V106L188 107H186V106H184ZM213 105V104H212ZM239 105H244V104H239ZM239 105H238V107H239ZM56 106V105H55ZM100 106V105H99ZM104 106V105H103ZM113 106V105H112ZM146 106V105H145ZM181 106V105H180ZM179 106V107H180ZM200 106V105H199ZM204 106H205V104H204ZM203 106V107H204ZM211 106V105H210ZM224 106V108H225V106H226V104L225 105H223ZM261 106V105H260ZM60 107V106H59ZM59 107H58V109H59ZM64 107V106H63ZM69 107V106H68ZM102 107V106H101ZM100 107V108H101ZM105 107H107L106 105H105ZM147 107V106H146ZM163 107V104H159V106H158V108L159 109H161ZM195 107H196V104H195ZM208 107V106H207ZM212 107V106H211ZM211 107H209V109L211 110ZM216 107V106H215ZM217 107H218V109H219V107H220V105L218 106V104H217ZM216 107V108H217ZM221 107H222V105H221ZM234 107V106H233ZM247 107V106H246ZM103 108V107H102ZM157 108V107H156ZM171 108H173V107H171ZM194 108V107H193ZM201 109V111H202V106L200 107ZM205 108V107H204ZM215 108V109H216ZM223 108V107H222ZM221 108V109H222ZM235 108H236V105H235ZM250 108V107H249ZM86 109H87V107H86ZM110 109L111 110H113V108H111L110 107ZM164 109V110H163ZM167 109H168V107H166V106H164L163 108H162V111L164 112V111H167ZM199 109V108H198ZM197 109V107H196V110H198ZM217 109V110H218ZM221 109H220V111H221ZM226 109V108H225ZM224 109V110H225ZM228 109V111H229V108H227ZM173 110H175V109H173ZM179 109H177V110H175L176 112L178 111ZM239 110H241V109H239ZM259 110V109H258ZM85 111V110H84ZM91 111H93V110H91ZM90 110L88 111V112H86V114L88 113L89 115V118H90V120L91 119H94V121H95V119H96V116H95V114L93 115V112H91ZM103 111V110H102ZM189 111V110H188ZM194 111V110H193ZM192 111V112H193ZM216 111V110H215ZM227 111V112H228ZM256 111V110H255ZM254 111V112H255ZM109 112H110V110L108 111V114H109ZM176 112H175V114H176ZM179 112H181L180 110H179ZM198 112H200L199 110H198ZM209 112V111H208ZM208 112H207V114H208ZM213 112V111H212ZM231 112H233L232 111V109H231ZM236 112H237V110H236ZM259 112H261V111H259ZM263 112V114H264V111H262ZM112 114H113V112H112ZM116 114H117V112H116ZM148 114H150V115H148ZM184 114H186V110H185V112H184ZM215 114H216V112H215ZM218 114H219V111H218ZM114 115V114H113ZM157 115V117L159 116V114H156ZM160 115H161V111H160ZM180 115V114H179ZM187 115H190V114H187ZM193 115H195V111H194V114ZM198 115V114H197ZM197 115H195L194 116V118L197 116ZM226 115V114H225ZM256 115V114H255ZM254 115V116H255ZM260 115V114H259ZM86 116V115H85ZM104 116V115H103ZM181 116H182V114H181ZM184 116V115H183ZM182 116V117H183ZM191 116V115H190ZM190 116H189V118H190ZM205 116H206V114H205ZM214 116V115H213ZM218 116H221V112H220V115H217L216 117L218 118ZM232 116V118H233V114H230V117ZM80 117H83V116H80ZM87 117V116H86ZM98 117V116H97ZM100 117H101V115H100ZM111 117V116H110ZM114 117V116H113ZM112 117V119H113V122H115L114 121V118ZM163 117V116H162ZM174 117H176L177 118V114H176V116L174 115ZM179 117V116H178ZM198 117V116H197ZM195 118V120H193V116H192V118L190 119V120H193V121H196V119H197V121H198V118ZM202 117H204V115H202ZM208 117H209V114H208ZM208 117H205V118H207L206 119V121L208 120ZM256 117V116H255ZM264 117V116H263ZM262 117V118H263ZM164 118V117H163ZM168 118H169V116H168ZM176 118H174L175 120H176ZM180 118V117H179ZM178 118V119H179ZM187 118H188V116H187ZM199 118H201L200 117V115H199ZM212 118V117H211ZM227 117H225V119H226ZM257 118H259V116L257 117ZM257 118H256V120H257ZM162 119V118H161ZM186 119V118H185ZM222 119V121H225V119L224 118H221ZM224 119V120H223ZM237 119V118H236ZM109 120V119H108ZM166 120V119H165ZM180 120V119H179ZM181 120H183V119H181ZM187 120V119H186ZM199 120H201V119H199ZM227 120V119H226ZM230 119L228 118V121H229ZM261 120V119H260ZM80 121H82L81 119H80ZM86 121V120H85ZM103 121H104V119H103ZM111 121V120H110ZM158 121H159V119H158ZM172 121V120H171ZM189 121V120H188ZM203 121V120H202ZM201 121V122H202ZM212 121V120H211ZM214 121V120H213ZM215 121H216V119H215ZM219 122H220V120H218ZM237 121V120H236ZM255 121V120H254ZM258 121H259V119H258ZM168 122H170V121H168ZM184 122V121H183ZM191 122V121H190ZM226 122V121H225ZM225 122H222V123H225ZM232 122V121H231ZM230 122V123H231ZM248 122V121H247ZM82 123V122H81ZM96 123V122H95ZM105 123V122H104ZM107 123V122H106ZM178 123V122H177ZM181 123V122H180ZM192 123V122H191ZM194 123V122H193ZM196 123V122H195ZM194 123V124H195ZM215 123V122H214ZM217 123V122H216ZM234 123V122H233ZM232 123V124H233ZM237 123V122H236ZM85 124V123H84ZM86 124H87V122H86ZM92 124V123H91ZM108 124V123H107ZM184 124V123H183ZM186 124V123H185ZM184 124V125H185ZM188 124H189V122H188ZM221 124V123H220ZM253 124V123H252ZM257 124H258V122H257ZM104 125V124H103ZM110 125V124H109ZM108 125V126H109ZM176 125V124H175ZM178 125V124H177ZM191 125V129L190 130H192V127H194V126H192V124H190ZM197 125H198V122H197ZM199 125H201V124H199ZM202 125H205V124H202ZM208 125V124H207ZM206 125V126H207ZM213 125V124H212ZM215 125V124H214ZM223 125V124H222ZM222 125H221V127L217 124V126H219L218 128H219V132H221L220 131V128H222ZM227 125V123L225 124V125H223V126H226ZM234 125L236 126L237 124H235L234 123ZM250 125V124H249ZM249 125H247L248 127H249ZM256 125V124H255ZM260 125H261V123H260ZM93 126V125H92ZM156 126H157V124H156ZM172 126H173V124H172ZM179 126H182V125H179ZM187 125H185V127H186ZM189 126V125H188ZM187 126V127H188ZM195 126H196V124H195ZM251 126H253L254 127V125H251ZM263 126V125H262ZM100 127H103V126H100ZM115 127V126H114ZM118 127V125H116V127L115 128H117ZM185 127H183L184 129H185ZM205 127V126H204ZM204 127H202V128H204ZM215 127H216V125H215ZM227 127H229V126H227ZM227 127H224V128H227ZM233 126L231 125V127H229V128H232ZM237 127V126H236ZM252 127V128H253ZM256 127V126H255ZM258 127V126H257ZM256 127V128H257ZM88 128V127H87ZM111 128V127H110ZM200 128V127H199ZM201 128V129H202ZM206 128H209V125H208V127H206ZM213 128V126H211V128H210V130ZM217 128V127H216ZM235 128V127H234ZM4 129V128H3ZM100 129V128H99ZM118 129V128H117ZM126 129V128H125ZM158 129V128H157ZM182 129V128H181ZM187 129V128H186ZM189 129V128H188ZM187 129V130H188ZM193 129H195V128H193ZM233 129V128H232ZM259 129H261V128H259ZM5 130V129H4ZM160 130V129H159ZM196 130H197V128H196ZM218 130V129H217ZM234 130V129H233ZM258 130V129H257ZM264 130V129H263ZM115 131V130H114ZM161 131H162V129H161ZM189 131V130H188ZM193 132H196V133H198L197 131H199V129L197 130V131H194V130H192ZM202 131V130H201ZM201 131H199L200 133H202ZM205 131H207L206 129H205ZM211 131H214V130H211ZM226 131H227V129H226ZM230 131V130H229ZM229 131H227V132H229ZM248 131L250 132V130L248 129ZM253 130H251V132H252ZM88 132V131H87ZM175 132H176V130H175ZM184 132V131H183ZM186 133H187V131H185ZM189 132H191V131H189ZM209 132V131H208ZM207 132V133H208ZM217 131H215V133H216ZM227 132H223L224 134H221V136L222 137H225V134H227ZM231 132V131H230ZM254 132H256V130L254 129ZM253 132V133H254ZM258 132H261V130L260 131H258ZM118 135H120V132H119V130H118ZM197 134L199 137H195V138H202L203 139V136L204 135H206L205 133H204V131H203V133H204V135L202 136V137H200V135L201 134ZM214 133V132H213ZM263 133V132H262ZM125 134V133H124ZM130 134V133H129ZM129 134H127V135H129ZM176 134H177V132H176ZM184 134V133H183ZM212 134V133H211ZM217 134V133H216ZM220 134V133H219ZM219 134H217V137L219 136ZM234 134V133H233ZM237 134V133H236ZM250 134H252V133H250ZM107 135V134H106ZM109 135V134H108ZM117 135V136H118ZM191 135V134H190ZM193 135V134H192ZM195 135V134H194ZM124 136V135H123ZM123 136H122V141L124 140L123 139ZM129 136H131V135H129ZM177 137H178V135H176ZM181 136V135H180ZM185 136V135H184ZM187 136H188V133H187ZM186 136V138H188V140L190 139V142H191V136L190 137H187ZM214 136H216V135H214ZM228 136V135H227ZM231 136V135H230ZM110 137V136H109ZM112 137V136H111ZM170 137H171V135H170ZM176 137V139H178ZM233 138H235L234 137V135L232 136ZM231 137V138H232ZM250 137H252V139H253V136H250ZM104 138H105V136H104ZM162 138H163V136H162ZM167 139H169V135H168V137H166ZM175 138V137H174ZM205 138H206V136H205ZM219 138V137H218ZM230 138V139H231ZM20 139V138H19ZM17 137H15V135L13 136L11 133L9 134L8 133V131L7 132H1L0 133V197L1 198H3V199H5V200H8V201H11V202H13V203H15V204H17L18 206H20V208H21V210H23V212H25L26 214H28L30 217H32L36 222H37V226H38V228L39 229H41L42 231H44L45 233H47L52 239H53V244L60 250V251H62L72 262H74L75 264H134L133 262H131V261H128L127 259H125L120 253H118V251H116V250H114L111 246H110V244H109V242H108V240H107V238L106 237H104L100 232H99V230H98V228H97V226H96V223H95V219H94V217H93V214H92V211H91V209H90V207L87 205V204H85L82 200H81V198H80V196L74 191V189L72 188V186L70 185V183L69 182H67L60 174H58L49 164H47V163H45L44 161H43V159H42V156L36 151V152H34V151H32L31 150V148L27 145V143H24L23 141H21V140H19ZM129 139H130V137H129ZM173 139V138H172ZM171 139V140H172ZM183 139V138H182ZM212 139V138H211ZM214 139H215V137H214ZM217 139V138H216ZM229 138H227V140H228ZM107 140H109L108 138L107 139H105L104 141H103V139H102V141H103V144H104V142L105 141H107ZM133 140H134V138H133ZM166 140V139H165ZM164 140V141H165ZM171 140H167L168 141V143L171 145V143H172V141ZM185 140V139H184ZM198 140L199 139H197V141L196 142H198ZM205 140H207V138L205 139ZM205 140H204V143H205ZM220 140H222V139H220ZM225 140V139H224ZM233 140V139H232ZM235 140V139H234ZM233 140V141H234ZM162 141H163V139H162ZM169 141H171V142H169ZM174 141V140H173ZM194 141H195V139H194ZM211 141V143H212V140H210ZM217 141H219V140H217ZM226 141V140H225ZM250 141H252V140H250ZM112 142V141H111ZM178 142V141H177ZM180 142V141H179ZM188 142V141H187ZM228 141H226V143H227ZM230 142V144L232 143L231 142V140L229 141ZM229 142H228V144H229ZM256 142H258V141H256ZM255 142V143H256ZM107 143V142H106ZM110 143V142H109ZM125 144V147H126V142H124ZM166 143V142H165ZM176 143V142H175ZM174 143V144H175ZM199 143V142H198ZM200 143H201V141H200ZM215 144H217L216 142H214ZM220 143V142H219ZM254 143V142H253ZM254 143V144H255ZM113 144V143H112ZM131 144V143H130ZM129 144V145H130ZM139 144V143H138ZM178 144V143H177ZM188 144V143H187ZM214 144V145H215ZM223 145V143H220V145ZM230 144H229V146H230ZM234 144V143H233ZM239 144H241V143H239ZM250 144V143H249ZM169 145V146H170ZM183 146L184 147V145L183 144H179V146ZM198 145V144H197ZM196 145V146H197ZM202 145V144H201ZM201 145H198V146H200V149H199V153L201 154L202 152H200V150L202 149H205L204 148V145H203V147H201ZM218 145V144H217ZM127 146H128V144H127ZM143 146V145H142ZM141 146V147H142ZM145 146V145H144ZM145 146V147H146ZM166 146H168V144L166 145ZM181 146V148H182V150H181V148H178V146L176 147V148H178L177 150V152H175L176 153V155L177 156H179V160L181 159L180 157H184V156H189V154L188 153H186V148H184L183 149V147ZM188 146H190V143H189V145ZM193 146V145H192ZM198 146L196 147V148H194V150L193 151H197L196 153L195 152H193V153H195V154H198ZM205 146H207V148H208V144L207 145H205ZM223 146H225V145H223ZM259 146V145H258ZM106 147V146H105ZM132 146H130L129 148H131ZM163 148H164V146H162ZM173 147V146H172ZM211 147H213V145H211ZM226 147H227V145H226ZM233 147H234V145H233ZM252 147V146H251ZM104 148V147H103ZM190 148H191V146H190ZM193 148V147H192ZM207 148H206V152H207ZM220 148V147H219ZM218 148V149H219ZM221 148H222V146H221ZM228 148V147H227ZM161 150H162V148H160ZM165 149L166 150H168L166 147H165ZM213 150H214V148H212ZM231 149H232V151L234 150L233 148H232V146H231ZM107 150V149H106ZM183 150H184V152H183ZM216 150V149H215ZM215 150L213 151V152H215ZM219 150H221V149H219ZM224 150V149H223ZM226 150V149H225ZM104 151H105V149H104ZM123 151V150H122ZM125 151V150H124ZM131 151H132V149H131ZM154 151H156V150H154ZM228 151L229 150H227V153H228ZM258 151V150H257ZM150 152L152 153V150H150ZM163 152V151H162ZM167 152V151H166ZM169 152V151H168ZM172 152V151H171ZM171 152H169L170 154H171ZM205 152V151H204ZM226 152V151H225ZM247 152H248V150H247ZM130 153V152H129ZM209 153V152H208ZM206 154V155H209L210 156V154ZM231 154H232V152H230ZM251 153V152H250ZM250 153H249V155H250ZM109 154V151H107V155ZM111 154V153H110ZM162 154H166V153H161V155ZM174 154V153H173ZM186 154V155H185ZM190 154H191V152H190ZM200 154H198V155H200ZM220 154H222V152L220 153ZM105 155V154H104ZM121 155V154H120ZM125 155H126V153H125ZM124 155V156H125ZM129 155V157H130V155H132L131 153L130 154H128ZM176 155H174V156H176ZM193 155V154H192ZM223 155V154H222ZM228 155H229V153H228ZM258 155V154H257ZM163 156V155H162ZM162 156H160L161 158H162ZM171 156V155H170ZM201 156V155H200ZM203 156V155H202ZM213 156H214V154H213ZM223 156H225V155H223ZM222 156V157H223ZM230 156H232V155H230ZM264 156V155H263ZM121 157H123V156H121ZM164 157H166V156H164ZM169 157V156H168ZM167 157V158H168ZM172 157V156H171ZM207 157V156H206ZM237 157V158H236ZM115 158V157H114ZM167 158H164V159H167ZM177 158V157H176ZM176 158H175V160H176ZM194 158H197L196 156H194ZM194 158H192L191 160H194ZM202 157H200V158H198V160H200ZM204 158V157H203ZM225 158V157H224ZM229 159H231V158H233L234 159V154H233V156L230 158V157H228ZM235 158L237 159V161H239L238 163H239V165H238V163H237V165L240 167L241 165H240V158L238 159V155L237 156H235ZM263 158V157H262ZM131 159V158H130ZM173 159V158H172ZM210 159V158H209ZM221 159V158H220ZM116 160V159H115ZM119 160V165H120V170L119 171H122L123 169H125V166H124V168H121V166L123 165L121 162H122V160L121 159H117V161ZM126 160V162H127V159H125ZM125 160H123V161H125ZM137 160H139V162L141 161V159H137ZM184 159H182V161H183ZM212 160H213V158H212ZM218 160V159H217ZM222 160H223V158H222ZM228 160V159H227ZM130 160L128 159V162H129ZM135 161V160H134ZM163 161V160H162ZM169 161V160H168ZM182 161H179V162H182ZM185 161V160H184ZM183 161V162H184ZM196 163V165H197V161H196V159L194 160ZM161 162V161H160ZM165 161H163V163H164ZM186 162H187V160H186ZM212 162V161H211ZM123 163H125V162H123ZM166 163V162H165ZM164 163V164H165ZM172 163V162H171ZM173 163H175L174 161H173ZM176 163H177V160H176ZM192 163V162H191ZM199 163V165L198 166H200V165H202V164H200V162H198ZM216 163V162H215ZM221 163L222 162H220V166H221ZM231 163H232V161H231ZM234 163H235V161H234ZM127 164V163H126ZM130 164H131V161H130ZM178 164V163H177ZM180 164H182V163H179V165ZM185 164V163H184ZM262 164V163H261ZM118 165V166H119ZM167 165V164H166ZM169 166H170V164H168ZM211 165H212V163H211ZM252 165H254V164H252ZM256 165V164H255ZM258 165H260V164H258ZM257 165V166H258ZM134 166V165H133ZM185 166V165H184ZM193 166V165H192ZM261 166V165H260ZM132 167V166H131ZM142 167H144V165L142 166ZM191 167V166H190ZM194 167V166H193ZM201 167V169H203L202 168V166H200ZM263 167V166H262ZM261 167V168H262ZM176 168H177V165H176ZM188 168V167H187ZM207 168H209V166L207 165ZM210 168H211V166H210ZM209 168V169H210ZM216 168H218V165H217V167ZM220 168V167H219ZM218 168V169H219ZM252 168V167H251ZM254 168V167H253ZM131 169V168H130ZM135 169V170H134ZM171 169H172V167H171ZM242 169V168H241ZM240 169V170H241ZM133 170H134V172H135V175L138 177V179H139V177L141 176V178H144L143 177V173H142V171H141V169H140V167H138L137 166V164H136V166H135V168H133ZM190 170H192V169H190ZM194 170V169H193ZM196 170V169H195ZM247 170V169H246ZM252 169H250V171H251ZM258 170V169H257ZM256 170V171H257ZM148 171V170H147ZM162 171V170H161ZM187 171V170H186ZM198 171V170H197ZM200 171V170H199ZM198 171V172H199ZM203 172H204V169L202 170ZM202 171H200V172H202ZM206 171H207V169H206ZM205 171V172H206ZM211 172H212V170H210ZM262 171V170H261ZM261 171H259V172H261ZM163 172V171H162ZM199 172V174H202V173H200ZM204 172V176H205V179H206V173L208 174V172H209V170H208V172H206L205 173ZM253 172V171H252ZM158 173H159V171H158ZM193 173V172H192ZM197 173V172H196ZM251 173V172H250ZM250 173H248V174H250ZM163 174V173H162ZM165 174H167V173H165ZM194 174H195V172H194ZM198 174V175H199ZM197 175V176H198ZM209 175H211V174H209ZM135 176V177H136ZM160 176V175H159ZM162 176V175H161ZM201 176V175H200ZM208 176V175H207ZM247 176V175H246ZM254 176V175H253ZM135 177H131V178H129L128 177V181H133V180H135L136 178ZM155 177H157L158 178V175L157 176H155ZM195 177V176H194ZM199 177V176H198ZM202 177V176H201ZM252 177V176H251ZM148 178V177H147ZM250 178V177H249ZM249 178H247V179H249ZM195 179H197V178H195ZM202 179V178H201ZM204 179V178H203ZM220 179V178H219ZM219 179H217V180H219ZM224 178H222V180H223ZM226 179V178H225ZM253 179V178H252ZM124 180V179H123ZM199 180H200V178H199ZM216 180V179H215ZM257 180H258V178H257ZM260 180H261V178H260ZM155 181H156V179H155ZM246 181V180H245ZM249 181V180H248ZM202 182V181H201ZM208 182L210 183H212L213 182V180L212 181H209L208 180ZM143 183V182H142ZM203 183H205V182H203ZM210 183V184H211ZM249 183V182H248ZM254 183V182H253ZM256 183V182H255ZM251 184V183H250ZM250 184L248 185L247 184V187H249L250 186ZM258 184V183H257ZM260 184H262V180H261V183ZM206 185V184H205ZM209 185V184H208ZM212 185V184H211ZM246 185V184H245ZM253 185V184H252ZM263 185H264V183H263ZM151 186H152V184H151ZM225 186L227 187V183H225ZM229 186L231 187V185L229 184ZM259 186V185H258ZM233 187H234V185H233ZM262 186H260V188H261ZM142 188L143 187H139V186H137V189H140V191L142 190ZM149 188V183L147 182V184L144 186V189H148ZM254 187H252V189H253ZM257 188H259V187H257ZM257 188H255V189H257ZM259 188V189H260ZM143 189V190H144ZM261 189H264V187H262ZM134 190V189H133ZM149 190V189H148ZM154 190V189H153ZM219 190H220V188H219ZM237 190V189H236ZM245 190V189H244ZM234 191H235V188H230V189H228L227 188V191L226 192H228L227 194L229 195V196H231L232 197V195L233 194H235L234 193ZM252 191V190H251ZM251 191L249 190L248 192H249V194L247 195V196H249L250 195V193H251ZM253 191H255V190H253ZM264 191V190H263ZM262 191V192H263ZM134 192H136V191H134ZM144 192V191H143ZM216 192V191H215ZM221 192H222V190H221ZM237 192H238V190H237ZM256 192V191H255ZM258 192V191H257ZM138 193V192H137ZM136 193V194H137ZM149 193V192H148ZM233 193V194H232ZM151 194V193H150ZM219 194H220V192H219ZM219 194H217V196L219 197V198H221V195H219ZM237 194V193H236ZM241 194V193H240ZM239 194V195H240ZM252 194H254V193H252ZM251 194V195H252ZM259 194V193H258ZM258 194L256 195V194H254V195H256V196H258ZM139 195V194H138ZM155 195H157V194H155ZM250 195V196H251ZM145 196H146V194H145ZM152 196V195H151ZM152 197H154V196H152ZM227 197V196H226ZM231 197L229 198V199H231ZM235 197H237V195H235ZM240 197V196H239ZM254 198V196L252 195L251 196V200ZM154 198H156V197H154ZM154 198H153V201H154ZM227 198V199H228ZM241 198V197H240ZM240 198H239V200H240ZM250 198V197H249ZM258 198V197H257ZM259 198H260V196H259ZM246 199H248V198H246ZM245 199V200H246ZM262 199V198H261ZM260 199V200H261ZM233 200V199H232ZM236 200V199H235ZM259 200V201H260ZM264 200V199H263ZM155 201H157L158 203H159V199L157 198V200H155ZM229 202H230V200H228ZM246 201H248V200H246ZM152 202V201H151ZM232 202V201H231ZM233 202H234V200H233ZM255 202V201H254ZM258 202V201H257ZM264 202V201H263ZM155 203V202H154ZM261 203V202H260ZM235 204V203H234ZM238 205H239V203H237ZM236 204V205H237ZM243 204V203H242ZM248 204H249V202H248ZM252 205H253V202H252V204H251V207H252ZM260 205V204H259ZM233 206V205H232ZM253 206H255V205H253ZM261 206H263V205H261ZM163 207H164V205H163ZM235 207V206H234ZM237 207V206H236ZM239 207V206H238ZM251 207H247V208H250L251 209ZM233 208V207H232ZM240 208V207H239ZM253 208V207H252ZM149 209V208H148ZM243 209H244V206H243ZM254 209H255V207H254ZM262 209V208H261ZM264 209V208H263ZM262 209V210H263ZM236 210V212H238V210L237 209H235ZM249 210V209H248ZM257 210H259V208L257 209ZM252 211H254V210H252ZM264 211V210H263ZM263 211H261V210H259V212H263ZM164 212V211H163ZM244 212H245V210H244ZM248 212V211H247ZM249 212H250V210H249ZM258 212V211H257ZM256 212V213H257ZM252 213V212H251ZM255 213V212H254ZM253 213V214H254ZM247 214V213H246ZM245 214V215H246ZM264 214V213H263ZM248 215V214H247ZM255 215H257V214H255ZM260 215V214H259ZM248 216H250V215H248ZM166 217V216H165ZM169 217V216H168ZM242 217V216H241ZM164 218V217H163ZM168 220H170V219H168ZM166 223H167V221H166ZM230 223V222H229ZM174 226V225H173ZM181 237V236H180ZM200 240V239H199ZM238 240V239H237ZM176 241V240H175ZM190 241H191V239H190ZM201 241H203L202 239L200 240V242ZM234 241V240H233ZM218 242V241H217ZM235 242L237 243V241L235 240ZM175 243V242H174ZM182 243H183V241H182ZM238 243H240V242H238ZM238 243L236 244L237 246H238ZM188 243H186V247L188 246L187 245ZM198 244H199V242H198ZM176 245V244H175ZM216 245V248L217 247H219V246H217V244H215ZM197 246V245H196ZM193 248H194V246H192ZM197 248H198V246H197ZM215 248V247H214ZM199 249V248H198ZM218 249V248H217ZM199 251V250H198ZM197 251V252H198ZM209 251V250H208ZM185 252V250H183V252H180V255H181V257H182V261L186 264V263H188L189 261H191V259L190 258H192V259H194V261H198L197 263H194V264H198V263H202V260H203V256H197V254H191L190 253V256H184V253ZM201 252H202V250H201ZM176 253V252H175ZM204 253V252H203ZM166 254V253H165ZM173 254H174V252H173ZM255 255V254H254ZM256 255H258V254H256ZM166 257V256H165ZM164 257V258H165ZM180 257V258H181ZM215 257V256H214ZM163 258V257H162ZM161 258V259H162ZM211 258V257H210ZM209 258V259H210ZM251 258H254V256L252 257L251 256ZM169 259V258H168ZM175 259V258H174ZM212 259V258H211ZM234 259V258H233ZM165 260V259H164ZM163 260V261H164ZM176 260V259H175ZM207 260V259H206ZM253 260H255V258L253 259ZM173 261V260H172ZM214 261V260H213ZM165 263H166V260L164 261ZM253 262V261H252ZM212 263V262H211ZM236 263L238 264V262L236 261ZM214 264V263H213ZM253 264V263H252Z\"/></svg>",
  "mask_w": 264,
  "mask_h": 264
},
{
  "label": "water",
  "instance_id": "water-1",
  "mask_svg": "<svg viewBox=\"0 0 264 264\" xmlns=\"http://www.w3.org/2000/svg\"><path fill=\"white\" fill-rule=\"evenodd\" d=\"M17 204L0 197V264H75Z\"/></svg>",
  "mask_w": 264,
  "mask_h": 264
}]
</instances>
